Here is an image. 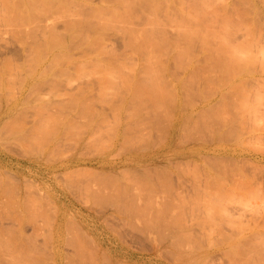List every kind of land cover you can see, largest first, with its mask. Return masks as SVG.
<instances>
[{"label":"rangeland","instance_id":"374dc122","mask_svg":"<svg viewBox=\"0 0 264 264\" xmlns=\"http://www.w3.org/2000/svg\"><path fill=\"white\" fill-rule=\"evenodd\" d=\"M0 1H1V3H3L6 0L5 1L0 0ZM11 1L9 4H8V2L4 3V5H3L4 9L6 8L7 4L12 6ZM15 1H17V0L13 1L14 5H16V4H17V6H18V4L21 5V3H19L18 1L15 4ZM36 1L39 2V0H32V2L34 3V5H32V6H34V8H32V10L35 9L38 14L41 13L40 17L42 15H44L45 12L47 11V13H49V14L48 15L46 14L44 16L48 17L50 15V17H54V19L57 18V19H55L56 23H55L54 19H53L54 21L52 20L53 23H55L56 25L52 23L54 32L48 33L49 34L48 36H47V33H43V30H41L40 28H37V29L32 28V31L34 33H32L31 36H34V37H31V36H29V37L25 36L24 37L25 43L27 45H29L26 48L27 50L23 49V48H25V45H23L19 40V38H21V36H23L22 33H19L20 30H22L21 28H19L21 23L15 24V21H17V22L20 21V20L18 21L16 19L20 18L19 14L21 13L20 9L22 8V6H21V8L19 7V9H16V10L14 8H16L17 6H13L12 8L10 6H7V10L9 12H10V9L11 10L14 9V10H12L13 11L12 13L11 12L5 13L7 10L6 9L3 10V13H5V15L7 17H10L9 19H7V18L6 19L8 21L11 19V22L10 21L8 22L6 19H3L6 21V22L5 21L3 22V20H1V18H4L5 15L3 14L4 17L3 16L1 17L2 12H0V64H1L0 69L2 70V68H4V66H5V69L3 70V71H5V70H7L6 69L7 67L12 65L13 67L12 68L9 67V68H11L9 70L10 71L14 70L13 74H16V76H15L12 74V72L10 73V71L9 72L5 71V73H7V75L12 74V76L10 75L9 77L5 74V76L8 77L7 80L5 79L6 77H4V73L0 74V78L2 75L5 79V80L4 79L0 80V82H1L0 83V86H1L0 87V134H1L0 135V179H1L0 180V264H67V263L68 264L69 263L70 264H78V263L84 264V262H85V264H127V263L128 264H198V263L199 264H203V263L204 264H247V263L248 264H264V147H263L264 146V144H263L264 143V135H263L264 130H262L263 126H264L263 125L264 124V90H263L264 80H262V79L256 80L257 82H260L259 84L261 86L255 81V79H253V80H250V79H248V80L231 79L230 80V79H228L227 83H225V81L227 79H223V80L205 79V81H204V79L203 80L201 79L202 80L201 81L199 76H197L199 80L195 79L196 81L194 79L193 80L188 79V81H186L187 79L182 80V79H184L185 75L186 76L188 75L187 71L190 70L189 69L190 68V66H189L190 62L187 64L189 66V68H188L186 65L188 60L187 61L184 60L186 58H184V59L182 58L183 60L181 59V61H183V62L185 61L184 63L186 65L187 71L186 70L183 71V68H181L182 66H180V64H178V63H181V65H182L181 61H179L178 63H177V61H175L176 63H173V65L176 64V66H174V68L172 67L171 62H173V60H175V59L172 58L173 56L171 57L170 53L173 51L174 48L171 51L169 50L170 51L169 54H168V49H167V47H169V46H170V48L172 47V43H170L171 45L169 44V46L166 47V49H167L166 53L168 55H170L171 58L169 56L168 57L172 61L164 53H159V56H160V54H163L164 56L167 57L168 61L169 60L171 61V62L169 61L170 62L169 63V62H167V60H165L166 59L165 57H162L161 60H163V58H165L163 60V62L165 61L166 63H168V64L165 63L166 65H164V66H167L170 64L167 67L168 68L170 67L172 70H174L176 68H179V67H177L179 65L180 69H182V70L177 69L178 73L180 71H183L180 73L184 74V76L182 75V77H180L181 80H178V78H176L177 81L174 80V78H173V77L178 75V73H177V75H175L176 70L173 71V72H175L173 76L171 75L172 73L169 74V70L171 72L170 68L167 70V67H165L166 69H164V70H166L167 72L166 71L162 72V73H164L163 76L165 75L167 77V75H171V76H168L167 79L168 80L170 79L169 80L170 83L173 82L171 85L174 84L173 85L174 88H175V86H177L175 88V90H174V88H172L173 91L172 90H169V92L166 91L168 88H170V87L166 88L167 86L170 85L168 80H164L165 82H160L158 79V81L160 83L164 84V86H163L158 81H157V83L156 82L155 83H149L148 82L149 80H147V79L146 80L143 79L144 81L139 79L138 83L136 82L138 79H134V80L133 79H131V80L127 79L128 83H127L126 79L125 80L124 79H121V80L117 79L116 82H114L115 81L114 79H112V81H111V79H109L110 81H108L107 79H105V80L104 79H98L97 80L96 78L92 79V77H97V75H99L98 74L99 69H96L98 71V73H97V71L96 72L94 71L95 69L92 70V68H93V67L91 68L92 63H90V62L93 61V66H95L96 64H94V63H96V62L94 60L99 61L101 58L102 61L101 60L99 61V62H101L99 65L100 67L101 66L111 67L112 65L114 66V62L118 61L117 58H119L120 56L117 57V55H120L121 53L125 54L127 51L130 50L128 48L130 45L123 43L124 45H127V48H126V46H124L122 44V41L124 42L126 35H124V38L122 40V37H120V36H122L123 33H122V35H120L121 34L120 31H118V29H117V32L115 34H112L110 31L114 32L113 30H115V29L109 28L110 31L105 30L106 34H104V33L102 34V36L104 38L102 37L100 39V37H98L100 39L99 40L98 38H96L94 36L96 38V40L94 42L92 41L91 44L94 43L95 45L90 44L91 47L93 46L92 49H90L91 47L88 44H87V46H89L90 48H88L86 46V44L83 46V45H81L82 43L74 44L75 42H73V41L77 42L78 39H82L83 41L87 40L86 42L90 43L91 39H95V38H93V36H92L93 32L91 33L90 29L86 30L87 27L81 26L82 29L80 27L76 31L77 33H78V31H80V33H79L80 35L76 34V33H74L75 35L71 34V36L73 35L71 38L74 37L73 41H72L73 44L70 43V46L68 48L67 47L61 48V47L55 45V43L52 41L55 38L54 35H56V37H60L64 33L63 30L65 28H62V27H64V25L61 22L67 21V19L69 18L68 16L70 14L66 15L69 12L66 14L63 13V12H67V8H68V11H70L72 13V7H73V11H74L73 16L75 17L76 15H78L77 19H82L83 18L82 16H85V15H86L85 16L86 18H89V19L95 20V21H100L101 19H103V20L106 19L108 17L106 13H108V12L106 11V9L104 10L105 7L103 8V6H102V8L104 11L103 10L101 11L102 8L100 7L103 0L102 1L101 0H86L85 3H87V4H84V5H83V3L85 0H83V1L80 0V2L82 1L81 3L79 2L80 5H79V3L76 4L75 1H73V0H72V3H74V4H70L71 0H69L70 3L68 2V4H66L67 3L66 1H68V0H66V1L62 0L64 2H66L65 4L67 5V8L63 12L60 10H63L65 6L61 0H60V2H62L63 7L61 6L60 2H59L60 4L59 3L55 4L56 1H55V3H53L54 0L53 1L50 0L51 2L48 0L47 1L45 0L46 1L45 2L46 4H44L45 6L41 5V4H43L44 0H42V3L39 2L41 4L40 5L38 4V6H37ZM87 1H90V2H87ZM164 1L165 0H162V4H161V1H158V3H159V5H158L157 1L155 2V0H154L155 4L157 3V7L160 6L161 9L160 8L156 9V7H155L154 9H156V12H155V10L152 9L155 13H151L152 12V10H151V12H150L151 15H149V16L152 18L153 14H155L154 17L155 16L156 17L154 19H156L158 22H160L159 19L162 18L161 22L163 24L166 23L165 24L166 28L165 27L164 28L168 30V31L166 30L168 33L166 32L165 34L169 35L172 33V31H175L171 34L172 36L170 35L171 39L174 36V38L172 40L170 39V41L172 42L174 39H177V41H179L178 38H176L178 35L175 34L176 33L175 29H177V27L176 28L173 27L174 24L172 22H175V21L180 19L181 21L183 20V22L185 20V23H187L188 21H189L188 23H191V22L196 23V21H198V20H196L197 17H192V18H195V22H194L193 21L194 19L187 18V17L185 18V14L182 12L188 8L187 6L190 4L188 3V5H187L186 3L191 2L190 0H187V1L185 0V4L187 6L186 5L182 6V3H184V1L182 3H181V1L177 2V0L172 1V5H173V2H175V3L177 2V5L174 3V6L176 5L175 6L176 8L178 6L177 9L181 8V7H179L180 5L182 7H184V6L187 7L186 9H185V7L183 9H179V10H181L182 15L184 16V19H183V16L180 15V11L174 12L176 10L175 7L173 6V8H172V5L170 6L168 4V1L171 4L170 0H168V1L166 0L168 6H170V7L166 6L167 4ZM196 1H198V0H196ZM196 1H194V2H196ZM223 1H225L226 6H225L224 10L219 11V13L222 12L221 14L226 15V16L233 19V20H231L232 23L229 25L230 27H232L231 29H229L230 32H234V34H239V32L241 31V30L238 31V28H240L239 26L242 24L241 26L243 28L245 27V24L243 26V22H242L243 18L245 16L249 17V15H250V17L248 18L249 21H248V25L246 26V28H248L250 31H252V30H254V28H252L254 23L257 22L256 24L258 25V27L262 25L263 22H261V21L264 20V16H263L264 10H263V7L261 5H264V4L258 3L261 0H259V1L251 0V3L249 2L250 4H248L245 1L240 2L239 0H219L216 3L220 4V3H223ZM247 1H250V0H247ZM262 1L264 2V0H262ZM47 2L50 3V5H51L49 7V9L46 8L48 5ZM57 2H58V0H57ZM110 2H108V3H110ZM211 2H212V0H211ZM252 2L255 3V5ZM1 3H0V8L2 7ZM88 3L90 4L88 6L90 8L87 7ZM178 3H181V4L178 5ZM191 3H193V2H191ZM242 3L243 4L247 3V5L252 4L251 6H253V7L249 6V8L251 7V9L249 10L247 5L245 6ZM5 4H6V6H5ZM53 4L55 5V8H54ZM110 4H112V3H110ZM217 4H215L214 6H216ZM56 5L58 8L56 7ZM69 5L71 8L68 7ZM71 5H73V6H71ZM74 5H78V7L74 8ZM81 5H83V8H81ZM92 5H93V7L95 5L96 6L98 5L97 7H100L101 9L96 10V7H94L95 9L93 8V10H92ZM163 6H165V8L167 7L170 11L172 9H174L172 11L173 13H171V12L169 13V10L164 11ZM220 6L221 5L216 6V7H220ZM3 7H2V9H3ZM8 7H9V9H8ZM35 7L36 8L39 7L38 9L45 8V10L46 9L47 10L46 11L44 10V12L42 10L38 11ZM118 7L121 10H118L119 9ZM254 7H256V9ZM259 7H261V10H263V11H261V13L259 12L263 16L262 20L260 19L261 25H260V23L258 24L259 21L257 19V18H261V15L259 14L260 17L255 18L256 16H258V13H256V12H257V9L258 10L260 9ZM52 8H53V10H52ZM78 8H79V10H78ZM116 8H117L116 10L120 14L121 13L123 14L126 11V10H124L125 8L123 9L120 5L119 6L116 5ZM87 9H90L92 11V12L90 11L92 14ZM122 9H123V11H122ZM17 10H19V13L17 12L18 17L14 18L15 16H17L16 14H14ZM32 10H30V13L32 12ZM49 10L51 13L49 12ZM56 10H57V12H56ZM86 10H87V12H86ZM162 10L165 13H161ZM187 10L189 11L191 9H187ZM99 11L102 12L103 16L100 17L101 13ZM114 11H115V9H114ZM117 11H116V14L119 15V13H117ZM158 11L160 12L159 14H158ZM36 12L33 11V15L37 14ZM80 13L82 14L81 18L79 16V15H81ZM88 13H90L91 15H89ZM156 13H157L158 17L156 15ZM247 13H248V15H247ZM7 14H11V15L8 16ZM12 14H14L15 16L13 15V17H12ZM21 14H23V17H24L23 11ZM53 14H55V15H53ZM98 14H99V17H98ZM163 14L165 16L167 14V16H169V17L163 18L164 17ZM170 14L171 15L173 14L174 17H177L175 19L173 18L174 21L170 22L171 24H169V22H168V21L172 20V16L170 18ZM176 14H177V16H176ZM237 14L240 16L242 15L244 17L241 19V17L238 16ZM255 14H257V15H255ZM37 15H36V17H37ZM87 15L89 17H87ZM108 15H109V13H108ZM178 15L182 16V17L180 18ZM60 16H61V18H60ZM63 16H64V18L62 19ZM105 16H107V17H105ZM115 16H117V15H115ZM124 16L127 17V15H124ZM159 16H160V18H159ZM50 17L47 20L48 22L49 21L52 22L51 21L52 18H50ZM109 17H112V18H109ZM109 17H108L109 19H106L107 22H108V20L110 21L111 19H112L111 21H113V22L116 21L115 20L116 17H114V19H113V16H109ZM126 17H124V18L122 17V18L126 19ZM134 17H131V19L133 18V21H134ZM239 17H240V21H239ZM12 18H13V20H12ZM65 18H66V20H65ZM72 18L73 17H71V19L69 18L68 20H73ZM95 18H97V20ZM98 18H101V19L98 20ZM237 18H238L239 22L237 21ZM254 18H255V20L257 19L256 22L253 21ZM74 19H76V18H74ZM131 19H129V20H131ZM189 19H191L192 21ZM245 19L247 21V17ZM138 20L139 19H136L135 21L138 22ZM41 21H42V23H40V25L44 24L43 22H47V21L41 19L39 21H36V24L38 22V25H39V22H41ZM120 21H121L120 19H117V22H115L116 25ZM133 21H131V22H133ZM246 21H245V23L247 24ZM30 22L31 21H29V23L24 22V19H22V26L25 25V24L23 25V23L33 25V26L26 25L28 27H34L36 25L35 23H33L35 21H32L33 24ZM134 22H133L134 25L131 24V26L132 25H133V27L137 26L138 28H139V26L140 27L143 26V24L141 25V23H142L141 20L138 22L139 25L138 24L136 25V22L135 23ZM183 22H181V23H183ZM217 22H219V20L218 21L216 20L214 22V24H216ZM237 22L240 25L236 24ZM93 23H95V22H93ZM115 23H113V24H115ZM129 23L130 22H128V25H129ZM162 23H160V24H162ZM121 24L123 25L124 21H121ZM156 24L159 25V23H155L153 25L158 26ZM163 24L161 25L162 28L164 26ZM167 24H169V26H170L169 29L171 31L166 26ZM217 24H219V23H217ZM17 25H19V26H17ZM13 26H14V28H13ZM26 26H24V28H27ZM144 26H145V24H144ZM196 26L199 27L198 25H196ZM16 27H18V28H16ZM215 27H217V26H215ZM242 27H241V29H242ZM258 27L255 26L256 29ZM171 28H175V29L172 30ZM17 29H19V30H17ZM261 29H262V32H264V23L261 26ZM16 30L19 34L16 33ZM23 30H25V29H23ZM82 30H84L83 32H87V37L85 34H83L81 32ZM257 30H255V31H257ZM66 31L68 32V30H66ZM106 31H108L110 34L107 33ZM21 32H23V31H21ZM89 32L92 34V35L90 34L91 36H88ZM41 33H43V34L41 35ZM14 35L15 36L17 35V36L14 37ZM19 35H21V36H19ZM44 35H45V37H44ZM94 35H96V34H94ZM175 35H177V36H175ZM40 36L41 37L43 36V37L41 38ZM84 36L86 38H88L89 40L84 38ZM99 36H100V34H99ZM10 37H11V39H10ZM90 37H92V38L90 39ZM27 38H29L28 41H27ZM71 38H70V40H71ZM75 38H77V39L74 40ZM40 39L41 40L44 39L45 44L48 43L52 46L50 50L46 49V48L44 50L42 47L45 54L46 53L48 54L46 56L49 59H47V57L44 58L45 54L43 53V50L41 49V46L44 45V42H43V44H42V41L40 43H38V40H40ZM51 39H52V41H50ZM46 40L49 42H46ZM82 40H80V41L83 42ZM97 40H99V41L96 42ZM18 41H19V43H17ZM80 41H78V42H80ZM177 41L175 43H178V44L182 43V42H177ZM86 42L84 41V43H86ZM96 43L99 44V45L97 44L98 46H101V43H102V46L104 48H106V49L102 48V50H101V51L104 50L103 55H105V56H106L105 53L106 52L109 53L110 52L109 50H111V48L113 49L114 52L116 51L117 53H119V54H115L114 57L109 56L107 53V55L110 58H112V59H110L108 56H106V57H108L109 61H111V63L108 60L107 61L112 65H108L109 63H107V65H105V63L107 61H104L105 56H103L102 54L101 55L104 58L102 56H98V50L101 49V47L98 49V46L96 45ZM48 44H47V46H48ZM140 44L142 45L145 43H140ZM196 44H194V45L197 47L198 45H196ZM50 45L48 47H50ZM72 45H74V46L77 45L76 48L78 46L79 47L77 49L70 50L71 48L73 49V47H71ZM141 45H139V46H141ZM21 46H24V47H21ZM143 46L149 47V45H147V44H146V46L145 45H143ZM143 46H141V47H143ZM39 47H40V49H39ZM84 47L85 48L87 47V50H85ZM124 47L127 50H125ZM148 47H146V49ZM151 47H153V46L150 45L149 48L151 49ZM194 47L191 49L193 50ZM196 47H195V49H197ZM31 48H32V50H31ZM34 48L35 49L37 48L36 49L37 52L36 51L34 52V50H35ZM95 48L98 50H96ZM130 48H131V50L133 49L131 46H130ZM176 48L174 49V51L176 50ZM146 49L145 48H144V50L142 49L143 53L140 52L141 49L138 51L139 54L142 53V55L140 54L141 56H139L137 54V49H136L135 54H137L136 55L137 57L136 56L135 57H136L137 65L134 64V66L136 65L135 67L139 66L138 61L142 60L141 58H142L143 54L146 51H148ZM150 49H149V51H150ZM40 50L42 53L40 52ZM63 50H65V51H63ZM88 50L91 52H88ZM95 50L97 51L96 57H100V58H98L99 60L96 59V57L94 56L95 55L94 52H96ZM133 50H135V49H133ZM192 50H190V51L192 52ZM198 50H196V51H198ZM38 51L41 54H39ZM85 51L90 53V54H88V56L85 57V59H84V57L83 58H81V57L85 54L84 53ZM101 51H99V55H100ZM152 51H154V50L152 49L150 52L152 53ZM194 51L195 50H193V52ZM133 52H130V55L128 52L127 53L129 56H131V53H133ZM150 52H146V53L150 54ZM198 52H201V50ZM198 52H194L193 56L195 53H196L195 55L197 56ZM36 53H37V55H36ZM67 53H68V55H67ZM154 53H155V51H154ZM172 53H174V52H172ZM201 53L203 54V51ZM201 53H200V55L198 54L199 55L198 57L200 59H198V57H197L198 60L196 59L197 61H199V63H197V64H199V66H200V61H201L202 68H205L207 66H206L205 62L203 61V57H201V56H203V55H201ZM42 54L44 57L42 56ZM174 54H172V55H174ZM29 55H31V56H29ZM49 55H51V57H49ZM59 55H62V56H59ZM128 55H127V57H128ZM155 55H158V53H156ZM36 56H37V58L39 57L37 60V64H36L37 68L35 67V65H32V64H29L30 66H28V62L33 63L31 61H34ZM122 56H121V58H119V60H121L124 57V56L123 57ZM150 56H151V54H150ZM90 57L92 59H90ZM139 57H141V58L139 59ZM143 57H144L143 60H145V55ZM153 57H154V55H153ZM153 57L152 56L150 57L151 61H152V59L154 60V58L156 56L154 58ZM40 58H42V59H40ZM86 58L90 59L89 62H88V60H86ZM115 58H116V60H115ZM128 58H129V60L131 59L130 57H128ZM132 58H133L132 62H134V60H135L134 53H133ZM156 58H158V57H156ZM125 59H127V58L125 57ZM125 59L121 60L122 63L120 61L121 64H119V65L116 63L118 65V67L115 69H118L120 66H121V68L124 66L123 70L126 71L127 68H125V67L128 66L129 61L127 59L128 63H125V62H127ZM193 59L195 60V57ZM27 60H30V61L27 62ZM79 60H80L81 64L79 63ZM84 60H86V61H84ZM105 60H106V58H105ZM48 61H51L50 63L53 64L54 66L53 65L50 66L51 65L50 63L47 64L46 62H48ZM75 61H76V63H75ZM103 61H104V64L102 65ZM202 61H203V63H202ZM2 62H4V63L6 62V63L4 64ZM25 62H27L26 63L27 65L25 64ZM43 62L45 64L49 65L50 68L44 69L47 66L45 65L46 67H44ZM85 62L90 63V64H85ZM69 63H71L70 64V66L72 65L71 67L69 66ZM141 63H144V61H140V65H141ZM149 63L151 65L153 62L151 63L149 61ZM39 64H41V66H43V68ZM75 64L76 65L78 64V66H76ZM122 64H124V65H122ZM130 64H131V62H130ZM31 65L34 66L39 71L38 70L36 71V69L32 68ZM79 65H81V66H79ZM66 66L68 67V69ZM97 66L98 65H96V67ZM113 66L111 68H114ZM24 67H25V69H24ZM27 67H28V70H26ZM51 67L52 68L54 67L53 69H55L56 71L59 69L60 70L56 72L55 70H51L52 69ZM62 67L65 69H63ZM78 67H81V68L87 67L88 70L90 68L91 69L90 70L91 75H92V71H94L93 73H96L95 74L96 76H92V77L90 76L89 79L86 80V78H87L86 76H89L90 72L88 70H85V69H84L85 71L83 69H82L83 71H81V70H79L81 68H78ZM183 67H185V66H183ZM22 68H23V70H22ZM29 68H31V69L29 70ZM72 68L74 70H71ZM76 68L78 70H76ZM202 68L200 66V68H199V70H201L200 73H204V71L207 70V68L204 70ZM16 69H20V71L16 70ZM48 69H50V72L48 71ZM45 70L47 71L46 73H45ZM68 70H69V72H68ZM208 70L206 71V73L209 72ZM3 71H1V72H3ZM24 71H25V73H24ZM26 71H28V72H26ZM42 71H44L45 74L42 73ZM51 71H53V72H51ZM80 71L83 73L82 75L86 74V76H82ZM86 71H87V73H86ZM214 71H211V73H209V74L212 75V73H215ZM32 72L33 73L36 72V73L32 74ZM39 72L42 73V76L44 74L45 77H43V78L41 77V79H40L39 76H41V74ZM84 72H85V74H84ZM38 73L40 75L36 76V77H39L38 80H36L37 78L35 77V75ZM48 73H50L48 75L49 78L46 77V75ZM54 73L55 74L57 73V76L54 77ZM58 73L60 74V79H59ZM180 73H179V75L181 76ZM62 74H63V76H62ZM79 74L81 77L79 76ZM215 74H217V72ZM30 75H32L33 79H35V80L28 79V78H30ZM50 75H52V76H50ZM76 75H78V76H76ZM179 75H178V77H179ZM13 76L15 78H13ZM71 76L74 78H72ZM75 76H76V78H75ZM214 76H216V75H214ZM17 77H19V78H17ZM166 77H164V78H166ZM21 78H23L24 81L21 80ZM47 78L49 80H47ZM61 78H63V79H61ZM81 78H82V80H81ZM171 78H172V80H171ZM8 79L10 80V82ZM11 79H13V80H11ZM44 79H46V80H44ZM100 80H101V82H100ZM123 81L126 82L127 86L129 85L131 88H133V90L135 89L134 87L136 86L137 92H136V90H134V92L132 93L130 91V89H129L130 87H129L128 88V90L130 91L129 94H126L128 92H126L124 94L121 93V92H124L125 89H126L125 91H128L127 87L125 88L126 84L123 83ZM130 81L131 82L133 81V82L130 83ZM152 81H156V80L152 79ZM183 81H185L187 84ZM106 82H108V83L105 84ZM109 82H111V83L113 82L114 85L118 86V87H115L113 85V83L111 84ZM181 82H183V83H181ZM205 82H206V84H205ZM18 83H20V84H18ZM37 83H40L41 85L37 84ZM134 83H135V85H134ZM158 83H159V87H161V86L165 87L164 89L163 88H161V89L165 90L166 92L165 91L163 92L161 89L158 88V86L155 87V86L151 85V84L157 85ZM230 83H232V84H230ZM100 84H101V86H100ZM109 84H111L112 87ZM139 84L141 85L140 87H139ZM142 84L144 86L145 85L148 86L150 84L149 87L150 86L155 87L154 92L152 91L153 94L151 92V89L150 90L147 89V86H145V88H144V86ZM194 84L196 86H194ZM229 84L232 85L231 89H230ZM132 85H134V87H132ZM185 85H186V87H185ZM203 85H204V87H202ZM209 85H211V86L213 85V86L210 87ZM233 85H236V86L233 87ZM238 85H239V87H238ZM241 85H242V88H240ZM142 86H143V88H142ZM227 86L229 87L228 89H230V90L226 89ZM34 87H36V88L34 89ZM201 87H202V90H201ZM10 88H11V90H10ZM138 88L140 90L139 93H138ZM156 88H158L159 90H157ZM180 88H183V89H180ZM232 88H233V90L236 89V91L234 90L235 93H233L234 91H232ZM247 88H249V89H247ZM253 88H255L256 91H254ZM51 89H52V91H51ZM114 89H116V92L118 94L114 91ZM117 89H119V91ZM141 89H143V90H141ZM237 89L239 90V92H242L244 90L242 92L243 97L240 93L238 94ZM33 90H34V92H33ZM105 90H106V92H105ZM160 90L163 93H166L167 97H168V93L170 94V93L177 90L176 91L177 93L176 92H174V93L178 96H176L175 94H174L175 96L170 95L171 97H175V98H171V97H169V98L172 100L175 99V101L169 102L170 100L166 97V95L161 93ZM112 91H114V92L112 93ZM142 91H143V93H141ZM158 91L160 92V94H158L159 93ZM179 91H181V92H179ZM202 91H205V92L202 93ZM227 91L230 92V95H229V93H227ZM251 91L257 92V96H259V97L261 96V98L256 97V95L254 96ZM30 92H31V94H30ZM71 92H72V94H71ZM155 92H157V93H155ZM245 92H248L249 95L247 93L245 94ZM259 92L260 93L262 92L263 94L261 93V95H260ZM131 93H132V95H131L132 97H130ZM193 93H194V95H193ZM11 94H13V95H11ZM116 94L119 96H117ZM141 94L142 95L144 94L142 98H141ZM145 94H147V95H145ZM154 94L155 95L157 94L158 99L155 100L156 96ZM161 94H163V97L165 96L164 98H166V99L162 98L161 96H159V97H161V98H159L158 95H161ZM183 94H185L186 96H184ZM197 94L199 95V97ZM231 94H233L234 96H231ZM254 94H256V93H254ZM72 95H73V97H72ZM236 95L238 96L237 98H236ZM251 95H252V97H251ZM39 96H41V97H39ZM135 96H137V98L134 99ZM183 96H184V98H183ZM229 96H231L232 98ZM244 96H245V98H244ZM247 96H249V97H247ZM119 97L121 100L119 99ZM146 97H147V99H146ZM253 97H255V98H253ZM8 98H10V99H8ZM140 98L146 99L144 101H147V102H145V103H144V101L142 102L140 100ZM257 98L259 99L260 103H259ZM187 99H189V100L187 101ZM38 100H40V102ZM137 100H138V102H137ZM139 100L142 102L141 104L143 106L141 104H138ZM243 100L245 101L244 103H247V104H244ZM254 100L258 101V103ZM134 101H136L137 104L139 105V107H141V108H138V105L136 106L135 105L136 102H134ZM156 101H157V103L155 104ZM91 102H92V104H91ZM186 102H187V104H186ZM87 103H89V104H87ZM90 104H91V106H90ZM149 104H151V105H149ZM166 104H169V105L166 106ZM212 104H213V106H212ZM29 105H30V107H29ZM33 105H34V107H33ZM242 105H244L248 108H249V106L252 105V109L249 108V110L246 111V109L244 108L245 110H243V112L244 111L248 112V115L245 112L244 113L240 112V111H242L241 109H243ZM38 106H40V107H38ZM151 106H154V107L152 108ZM205 106L208 108H206ZM41 107L43 110L41 109ZM143 107L146 109V111L148 113L145 110H144V112L142 111ZM171 108L173 110H171ZM236 108H237V110H235ZM255 108L257 111H259V112H257V113H259L258 115L256 113V110H254ZM44 109H45V111H44ZM180 109H181V111H179ZM155 110L157 111V113L155 112L156 114L151 112V111H155ZM184 110H186V111H184ZM250 110L251 111L253 110L252 113ZM83 111H84V113H83ZM249 111H250V113H249ZM254 111H255V114L257 115V117L260 116V118H261V116H262L263 118L260 119L259 117L257 118L255 116V114L253 115ZM53 112L55 113L54 115H53ZM56 112H58V113H56ZM86 112H87V114H86ZM89 112H91V114ZM167 112L169 114L171 113V116H173V117H171V119H170V115L167 114ZM190 112H191V114H190ZM203 112H205V113H203ZM210 113H213V114L211 115ZM150 114H151V116H150ZM158 114L160 116L163 115L164 120H163V118H160V116ZM198 114L199 115L201 114L200 116L202 118ZM204 114H206V115H204ZM241 114H242V116H241ZM91 115H92V117H91ZM21 116H23V117H21ZM80 116H81V119H80ZM152 116H154V117L152 118ZM187 116L190 120L187 118ZM251 116H253V117H251ZM185 117L187 118L188 122H186ZM195 117H197V118H195ZM199 117L202 119V121H201V119L199 120ZM89 118H90V120H89ZM251 118L252 119L255 118L254 121ZM152 119H153V121H152ZM158 119H160V120L158 121ZM173 119H175L174 122H173ZM248 119L249 120L251 119V120L249 121ZM257 119H259L258 122H257ZM81 120H83L84 122ZM102 120L104 122H102ZM192 120H195V121H192ZM66 121H67V123H66ZM99 121H100V123H99ZM156 121H157V123H155ZM255 121H256L257 125H256ZM70 122H72V123H70ZM184 122L186 123L185 126H184V124H185ZM194 122H195V124H194ZM201 122L203 123V125ZM249 122H252V123H249ZM74 123H76V124L74 125ZM88 123L90 125H88ZM253 123H254L255 127L259 128V131L257 130L258 128L254 129V127H252ZM69 124H70V127H69ZM157 124H158V126H157ZM168 124H169V126H167ZM192 124H193V126H192ZM205 124H206V126H205ZM207 124L210 126H208ZM12 125H14V126L12 127ZM161 126L162 127L164 126L163 128H165V129H163ZM165 126H167V127H165ZM200 126H202L201 129H200ZM9 128H11V129L13 128V129L11 130ZM84 128H86V129H84ZM155 128L158 130L155 131L156 130ZM250 128H253L255 131H252L253 129H250ZM41 129H42V131H41ZM7 130H9V131L7 132ZM53 130H55V131H53ZM56 130H57V132H56ZM122 130L125 133H123ZM163 130H165V131H163ZM201 130H204V131H201ZM35 131H37V132H35ZM194 131H196V132H194ZM43 132H45V134ZM122 133L124 134V136ZM157 133H159V135ZM209 133L211 136H209ZM35 134H38V135L36 136ZM39 134H40V136H39ZM94 134H97V135L95 136ZM164 134H165V136H164ZM186 134H187V137H186ZM139 135H140V137H139ZM194 136L196 137V139ZM75 137H77V138H75ZM123 137L124 138L128 137L129 139L127 138V139H125V141H122V140H124ZM164 137H166V138H164ZM189 137L190 138L192 137V138L190 139ZM216 138H218V139L216 140ZM153 139L156 142L155 141L152 142ZM202 139H203V141H202ZM35 140H36V142H35ZM130 142H132V144ZM123 143L125 144V146ZM131 145H132V148H131ZM37 147H38V149H37ZM84 147H86V148H84ZM128 148H130V149H128ZM121 149L123 150V152L121 151ZM127 149L129 151H127ZM36 150H37V152H36ZM33 151H34V153H33ZM29 152H31L30 155H29ZM182 152H184V153L182 154ZM36 153H38V154H36ZM152 154H155L157 156L156 159H154V161H152V162L146 161L145 159H147ZM46 156H48V157H46ZM50 156L52 159L49 158ZM133 156L134 157L136 156V159L133 158ZM132 158H133V160H132ZM218 158H220V159H218ZM176 159H179V161ZM216 159H218L219 163H221V164H219ZM170 162H171V164H170ZM173 162L176 163L177 165L176 164L174 165ZM223 163L225 164V166ZM184 165H186V166H184ZM124 167H125L126 171L129 172V170H130L129 173H131V174H129L125 170L124 171L122 170L123 173L121 172V174H120L119 170H121L122 168L124 169ZM175 167L177 169H175ZM183 167H184V170H183ZM144 168H146V170ZM221 170L222 171L224 170L223 172H225V173L221 172ZM233 170H234V172H233ZM60 173H61V175H60ZM113 173H115V174H113ZM233 173L235 174V176ZM83 174H85V175H83ZM98 174H100V176ZM105 174L106 175L108 174L107 177L105 176ZM123 174H124V176H123ZM142 174H143V176H142ZM161 174L162 175L165 174V175L162 176ZM101 175H102V177H101ZM214 175L216 177H214ZM226 176H227V179H226ZM110 177H111V179H110ZM136 177H137V179H136ZM165 178H166V180H165ZM210 178H213V181H212V179L210 180ZM65 179H66V181H65ZM117 179L119 182L117 181ZM216 179H217V181H216ZM242 179H244L243 181H245V182H243ZM72 180H74V181H72ZM167 180H169V181H167ZM236 180H237V182H236ZM126 181L130 182V184L133 183L136 186L137 185L138 186L136 187L135 185L134 186L130 185L129 183H126ZM131 181H134V182H131ZM223 182L226 183L227 185L224 184ZM241 182H242V185H244L245 187L241 186ZM168 183L171 187H169V185H167ZM118 184L119 185L122 184V185L118 186ZM146 184H147V186H146ZM216 184H217V186L219 184L223 185V186L219 185V187H217ZM91 185H92V187H94V189L91 187ZM27 186H29V188ZM139 186H141L142 188ZM33 187H35V188H33ZM75 187H76V189H75ZM113 188H115V189H113ZM154 188H156V189H154ZM168 188H169V190H168L169 193L167 192ZM116 189H117V191H116ZM129 189L131 192L128 191ZM224 189H227L229 192L227 190H225L226 191L225 192ZM243 189H245V190H243ZM26 190H28V191L26 192ZM79 190H80V192H79ZM145 190H146V193H145ZM147 190H149V193ZM222 190H223V192H222ZM236 190L238 193L236 192ZM246 190H248V191H246ZM37 192H39V193H37ZM131 193H133V194H131ZM222 193H226L227 195L222 194ZM230 193H231V197L229 196ZM234 193H236V194H234ZM111 194L113 196H111ZM237 194H239V195H237ZM28 195H30V196H28ZM120 195L124 196V197H121ZM140 195H141V197H140ZM171 195H173V196H171ZM232 195H234V196H232ZM27 196H28V198H27ZM76 196L79 198H77ZM129 196H131V197H129ZM105 197H106V199H105ZM117 197L119 199H117ZM150 197H152V198L149 199ZM109 198L110 199L112 198V200H109ZM121 198H122V200H121ZM200 199H201V201H200ZM187 200L189 201V203ZM6 201H8V202H6ZM112 201H114V202L116 201L117 203L115 202L116 203L115 204ZM125 201H127V202H125ZM146 202L151 203V204L148 205ZM165 203H168V204H165ZM180 203H182V204H180ZM47 204L50 206H48ZM166 206H168V207H166ZM177 207H178V209H177ZM122 210H123V213H122ZM130 210H131V213H129ZM149 213L151 215H149ZM130 214H132V215H130ZM158 214H159V216L157 217ZM125 220H127V221L129 220V221L126 222ZM73 221H74V223H73ZM151 221L153 222V224L155 222V224L153 225ZM134 222H135V224H133ZM157 222H158V224H156ZM129 225H130V227H129ZM211 225H213V226H211ZM201 227H203V228H201ZM233 227H235V228H233ZM248 227H250V228H248ZM50 229H51V231H50ZM147 229H149V230H147ZM167 229L169 231H167ZM204 229H205V231H204ZM240 229L241 230L244 229L245 231L244 230L241 231ZM70 230H73V231H70ZM114 230H116V231H114ZM156 230H158L157 233H156ZM235 230H237V231H235ZM136 232H138L139 234ZM177 233H178V236H177ZM183 234H184V237H183ZM235 234H236V236H235ZM78 235H79V238L81 236L82 237L79 239ZM165 236H166V238H165ZM207 237L210 239L208 240ZM213 238H214V240H213ZM215 238H217V239H215ZM162 239H164V240H162ZM65 240L68 242H66ZM237 241L239 243H241L240 244L241 246H239V243ZM230 244L235 245L236 247L235 246H232V247L237 248L234 250L235 252L233 250H230V251H233V254H232L233 258L231 257L232 260H230V258H228V257H230V255H228V253L226 252L227 249L228 250L231 249V247H229ZM2 245L4 247H2ZM173 245H175V246H173ZM209 245L211 247H209ZM242 245H244V246H242ZM180 247H183L184 249L186 248L187 250H183ZM202 247H204V248H202ZM75 248H76V250H75ZM199 248H201V249H199ZM162 249H163V251H162ZM159 250H161V251H159ZM188 250H189V252H188ZM192 250H194V252ZM10 251H11V253H10ZM183 251H184V253H183ZM230 251H228V252H230ZM52 252H53V255H52ZM185 252H187V253L185 254ZM224 253H225V255H224ZM230 254H231V252H230ZM81 256H83V257H81ZM182 256H184V257H182ZM180 257H181V260H180ZM187 259H189V260H187ZM195 259H196V261H195Z\"/></svg>","mask_w":264,"mask_h":264},{"label":"bare ground","instance_id":"6f19581e","mask_svg":"<svg viewBox=\"0 0 264 264\" xmlns=\"http://www.w3.org/2000/svg\"><path fill=\"white\" fill-rule=\"evenodd\" d=\"M5 1V0H4ZM7 1V0H6ZM3 2V3H1V1H0V3H1V5H2V7H3V5H4V3H7V2ZM11 1V0H10ZM10 1L8 2V4L10 3ZM14 0H12L11 2H12V6L11 5H8L7 4V6H10L11 8L13 7V6H17V4H16V2L18 1L19 3H21V5H19L18 4V6L16 7V8H14L15 10L16 9H19V7L21 8V6H22V8L20 9V12L22 13V11H23V13H24V17H23V14H19V16H20V18L19 19H16V20H20L19 22H17V21H15V24H19V23H21L20 24V26L19 25H17V26H19V28H21L22 30H20V32L19 33H22V35L23 36H21V35H19V36H21V38H19V40H20V42L23 44V45H25V48H23L24 50L27 48V46H29V45H27L26 43H25V40H24V37L26 36V37H29V36H31L32 35V33H34L33 31H32V28L33 29H37V28H40L41 30H43V33H47V36L49 35L48 33H52V32H54L53 31V24H55L56 23V20L55 19H57V18H55L54 19V17H50V15L47 17V16H44V15H48L49 13H47V9L45 10V8H42V9H38V8H36L38 11H43L44 12V10L46 11L45 12V14L44 15H42L41 17H40V14L41 13H37L36 12V10L35 9H33L32 10V8H34V6H32V5H34V3L32 2V0H17V1H15V4L16 5H14L13 2ZM47 1V0H46ZM45 0L43 1V4H41L42 3V0H39V2H41V3H39V2H37L36 1V3H37V6H38V4L40 5H44V4H46L45 2H46ZM48 1H50V0H48ZM53 1V0H52ZM55 1H56V3H55ZM62 1V0H61ZM64 1H66V0H64ZM64 1H62L63 3H64V9L63 10H60V11H64L66 8H67V5L66 4H68V2H69V0L68 1H66V2H64ZM73 1H75V3L77 4V3H79L80 2V0H73ZM83 1V0H82ZM81 1V2H82ZM102 1V0H101ZM100 1V2H101ZM111 1V2H110ZM157 1V3H158V1H161V4H162V0H155V2ZM168 1V0H167ZM167 1L165 0L164 2L167 4ZM171 1V4L169 3V1H168V4L171 6L172 5V1L173 0H170ZM176 1V0H175ZM178 1H181V3L184 1V3H182V6L183 5H188V3L190 4V5H186L187 7H185V9L187 8V9H191V10H185V11H182L184 14H185V18L187 17V18H191V19H194L193 21L195 22V18H192V17H197V19L196 20H198V21H196V23H193V22H191V23H185V20H184V22H183V20L181 21L179 18V20L181 21V22H183V23H181L179 20H177V21H175V22H172V21H174V19L175 18H177V17H174V15L172 14H170V18H171V16H172V20H170V21H168L169 22V24H171L170 22H172L174 25H173V27H177V29H175V28H171L172 30H176V33L175 34H177V35H175V36H177L176 38H178V40L179 41H177V39H174L172 42L170 41V39H171V37H170V35L173 33V32H175V31H172V33L171 34H165L168 30L167 29H165L166 27H165V24L166 23H162L161 22V20H162V18L161 19H159L160 18V16H159V20H160V22H158L156 19H154L155 17H154V15L155 14H153V16H152V18L154 19H152L149 15H151V13H155L156 12V9H158V8H160V6H158L157 7V3L155 4V2H154V0H103L102 1V3H101V5H100V7L102 8V6H103V8H104V10L106 9V11L109 13V15H108V13H106L107 14V16L109 17V16H113V19H114V17H116L115 18V22H117V19H120L121 21H124V24L122 25L121 24V21L119 22V23H117V25H116V23L115 22H113V21H109L108 20V22L106 21V19H109V18H112V17H107V16H105V17H107L106 19H101V18H98V20L99 19H101L100 21H95V20H91V19H89V18H86L85 16H82V14L81 15H79L80 16V18H81V16L83 17L82 19H77V16L78 15H76L75 17L73 16V7H72V13L70 12V11H68V8H67V12H63L64 14H66V13H68V14H66V15H69L68 17L71 19V17H73L72 19L73 20H68L67 19V21H62L61 23H63V25H64V27H62V28H65L66 30H68V32L64 29L63 30V34L60 36V37H56V35H54L55 36V38H54V40L52 41V39L50 40V41H52V42H54L55 43V45H57V46H59V47H61V48H63V47H69L70 46V43H72V41H73V38H71L73 35H75L74 33H76V34H79L80 33V31H78V33L76 32L77 30H78V28H80L81 26H85V27H87L86 28V30L87 29H90V32L92 33L93 32V35L89 32V35L88 36H93V38H98V37H100V39L103 37L102 36V34L104 33V34H106L105 33V30H109V28H114L115 30H113L114 32H112V31H110L112 34H115L116 32H117V29H118V31H120V35H122V33H123V35L122 36H120V37H122V40H123V38H124V35H126L125 36V40H124V42L122 41V44L124 43V44H127V45H130L133 49H135V50H131V48H130V46L128 47L130 50L129 51H127L128 53H129V55H130V52H133L134 53V58H135V60H134V62H132V56H133V53H131V56H129L128 55V53L126 52L125 54L124 53H121L120 55H117V57H119V58H121V56L125 59V57L128 59V61H129V63H128V61H127V59H125L127 62H125V63H128V66H126L125 68H127L126 69V71L125 70H123V67L121 68V66L118 68V69H115V68H117L118 67V65L119 64H121L122 63V61L121 60H124L123 58L121 59V60H119V58H117L118 59V61L117 62H114V66L112 65V64H110L111 63V61H109V59H108V57L109 56H111V57H114V55L115 54H119V53H117L116 51V53L113 51V49L111 48V50L113 51H111V50H109L110 52L108 53V52H106L105 54H106V56H108V57H106L105 55H103L104 54V50L103 51H101L102 50V48L103 49H106V48H104L103 46H102V43H101V46H98L99 44L98 43H96V45L98 46V49L101 47V49H96V50H98V56H105V58H106V60H105V58H104V61H107L106 63H105V65H107V63H109L108 65H112L114 68H111V67H107V66H99L100 65V63L101 62H99L100 60L102 61V59L100 58V57H96L97 55H96V53H97V51L96 52H94L95 53V57H96V59H98V58H100V60L99 61H96V60H94L96 63H94V64H96V65H98L97 67H96V65L95 66H93V61L92 62H90V63H92V66H91V68H92V70L93 69H95L94 71L96 72L97 70L96 69H99V73H98V71H97V73L99 74V75H97V77H92V76H96L95 74L96 73H93L94 71H92V75H91V72H90V68H89V70H88V68L87 67H85V68H81V67H78V68H81V69H79V70H81V71H83L84 69L85 70H88L89 72V76H86V74H85V72H84V74L85 75H82L83 73L80 71V73H81V75L82 76H86L85 78H86V80L87 79H89V77L91 76L92 77V79H94V78H96L97 80L98 79H107L108 81H110L109 79H111V81H112V79H114L115 81L114 82H116V80L118 79H126V81H127V83H128V80L127 79H138L136 82L138 83L139 82V79L140 80H142V81H144V80H149L148 82L149 83H157V81H158V79H159V81L160 82H165L164 80H168L167 79V77L168 76H173L174 75V73L175 72H173V71H175L176 70V73H175V75H177V73H178V70L180 69V66H182L181 68H183V71L184 70H186L187 71V68H186V65L189 63V66H190V68H189V66L187 65V67L190 69L189 71H187L188 73V75L185 77L184 76V74H181L180 72H183V71H180L179 73L181 74V76L179 75V73H178V75H179V77H178V75L177 76H175V77H173L174 78V80H176L177 81V79L176 78H178V80H181V78L180 77H182V75L184 76V79H182V80H186V81H188V79H190V80H195V79H197V80H199L198 79V77L197 76H199V78H200V80L202 79H204V81H205V79H209V80H214V79H220V80H223V79H227L226 81H225V83H227V81H228V79H240V80H248V79H250V80H253V79H255V81L256 80H264V32H262V29H261V26L263 25V23H264V20H262V18H263V16L260 14L261 13V11H263L264 10V5H261L262 7H263V10H261V7H259L260 9L258 10L257 9V12L256 13H258V16H256L255 18H257V17H260L259 16V14L261 15V18H257L258 19V24L260 23V25H261V22H263L262 23V25L261 26H259L258 27V25L256 24L257 22V19L255 20V18H254V22H256V23H254L253 24V26H252V28H254V30H252V31H250L248 28H246V26L248 25V21H249V17H250V15H249V17L248 16H240V15H238V16H240L241 17V19L243 18V26H244V24H245V27L243 28L238 22L240 21V17H239V21H238V18H237V23L236 24H239L238 26L240 27V28H238V31H240L239 32V34H234V32H230V30L229 29H231L232 27H230L229 25L232 23V21L231 20H233L232 18H230V17H228V16H226V15H223V14H221V13H219V11H221V10H224V8H225V6H226V4H225V1H223V3H220V4H217L216 2L217 1H219V0H212V2H211V0H198V1H196V0H190L191 2H193V3H191V2H187L186 4H185V0H177V2ZM187 1V0H186ZM194 1H196V2H194ZM215 1V2H214ZM240 2L241 1H245V2H247L248 4H250L251 3V0L250 1H247V0H239ZM254 1V0H253ZM257 1H259V0H257ZM51 2V1H50ZM60 2V0H58V2H57V0H54L53 1V3H55V4H57V3H59ZM62 2H60L61 3V6L63 7V4H62ZM71 2V3H70ZM69 3L70 4H74V3H72V0L70 1ZM80 2V3H81ZM86 2V0L84 1V3H83V5L84 4H87V3H85ZM87 2H90V1H87ZM99 2V3H100ZM108 2H110V3H112V4H110V3H108ZM154 2V3H153ZM177 2L175 3V2H173V5H172V8H173V6H174V3L177 5ZM250 2V3H249ZM256 2V1H255ZM33 3V4H32ZM48 3V2H47ZM59 3V4H60ZM66 3V4H65ZM80 3H79V5H80ZM181 3H178V5L179 4H181ZM247 3H242L243 5H247ZM253 3V2H252ZM258 3H262V4H264V2L261 0V1H259ZM110 4V5H109ZM155 4V5H154ZM164 4V3H163ZM168 4L166 5V6H168ZM215 4H217L216 6H219V5H221L220 7H216V6H214ZM254 5H255V3H253ZM36 5V4H35ZM83 5H81V8H83ZM90 4L88 3V5H87V7L89 6ZM99 5V4H98ZM97 5V6H98ZM116 5H120L124 10H126L122 15L116 10L117 8H116ZM158 5H159V3H158ZM175 5V6H176ZM252 5V4H251ZM251 5H247V7H248V9L250 10L251 9V7H253V6H251ZM259 5V4H258ZM5 6H6V4H5ZM7 6H6V10H7ZM32 6V7H31ZM45 6V5H44ZM51 5H50V3H48V5H47V7L46 8H48L49 9V7H50ZM53 6H54V8H55V5L53 4ZM59 6V5H58ZM60 6V7H61ZM71 6H73V5H71ZM96 5L94 6V7H96V10H100L101 8L100 7H97ZM162 6V5H161ZM170 6H168V7H170ZM174 6V7H175ZM181 5L179 6V7H181V8H179V9H183L184 7H182ZM249 6H251L250 8H249ZM260 6V5H259ZM2 7L0 8V12H2L1 13V17L3 16V14L5 15V13H7V12H9L8 10L5 12V13H3V10H5L4 9V7H3V9H2ZM31 7V8H30ZM56 7H57V5H56ZM61 7V8H62ZM68 7H70V5L68 6ZM76 7H78V5H74V8H76ZM80 7V6H79ZM93 5H92V10H93ZM156 7V9H154ZM41 8V7H40ZM58 8V7H57ZM71 8V7H70ZM88 8H90V7H88ZM98 8V9H97ZM103 8L101 9V11L103 10ZM113 8V9H112ZM119 8V7H118ZM165 6H163V10L164 11H168L169 9L166 7L165 9ZM177 8H178V6H177ZM176 7H175V11L174 12H179L180 11V15H182V12H181V10H179V9H177ZM255 9H256V7H254ZM258 8V7H257ZM8 9H9V7H8ZM14 9H12V10H14ZM95 9V8H94ZM114 9H115V11H114ZM123 9H122V11H123ZM155 10V12L153 11V10ZM161 9V8H160ZM11 9H10V12L12 13L13 11H12ZM22 10V11H21ZM30 10H32V14L30 13ZM52 10H53V8H52ZM59 10V9H58ZM78 10H79V8H78ZM87 10H89V12L91 11L90 9H87ZM87 10H86V12H87ZM103 10V11H104ZM118 10H121L120 8L118 9ZM151 10H152V12H151ZM162 10V12L161 13H165L164 11ZM174 9H172L171 11L169 10V13L171 12V13H173L172 11H173ZM33 11L34 12H36L37 14H35V15H33ZM101 11H99L101 14H100V17L101 16H103L102 15V12ZM105 11V12H106ZM116 11H117V13H119V15L118 14H116ZM161 11V10H160ZM9 12V13H10ZM17 12L19 13V10H17L14 14H16L17 16H15L14 14H12V17H13V15L15 16L14 18H17L18 17V14H17ZM49 12H50V10H49ZM55 12V11H54ZM53 12V13H54ZM56 12H57V10H56ZM59 12V11H58ZM80 12V11H79ZM85 12V13H86ZM92 12V11H91ZM90 12V13H91ZM97 12V11H96ZM121 12V11H120ZM151 12V13H150ZM260 12V13H259ZM264 12V11H263ZM30 13V14H29ZM51 13V12H50ZM62 13V14H63ZM90 13H88L89 15H91ZM98 13V12H97ZM160 12L158 11V14H159ZM168 13V12H167ZM168 13V14H169ZM251 13V12H250ZM43 14V13H42ZM63 14V15H64ZM105 14V15H106ZM178 14V13H177ZM177 14H176V16H177ZM8 16H10L11 14H7ZM36 15H37V17H36ZM53 15H55V14H53ZM97 15V14H96ZM115 15H117V16H115ZM124 15H127V17L126 16H124ZM156 15H157V13H156ZM246 15V14H245ZM247 15H248V13H247ZM255 15H257V14H255ZM23 18H22V17ZM35 16V17H34ZM52 16V15H51ZM57 16V15H56ZM62 16V15H61ZM61 16H60V18H61ZM65 16V15H64ZM64 16L62 17V19L64 18ZM135 16V17H134ZM163 18H168L169 16H167V14H166V16L163 14ZM179 16V15H178ZM183 16V15H182ZM182 16H179L180 18L182 17ZM235 16V15H234ZM4 17V16H3ZM52 18L51 19V21L54 19L55 20V23H53V21L52 22H48L47 20H48V18ZM87 17H89L88 15H87ZM95 17V16H94ZM93 17V18H94ZM98 17H99V14H98ZM124 17H126V19H123ZM131 17H134V21L136 20V19H139L138 20V22L141 20V25L143 24V26L142 27H140L139 26V28L137 27H133V18L131 19ZM157 17H158V15H157ZM247 17V21H246V18ZM9 19L10 17H7L6 15H5V17L4 18H1V20H3V19ZM59 18V17H58ZM74 18H76V19H74ZM79 18V17H78ZM92 18V19H93ZM174 18V19H173ZM6 19V20H7ZM22 19H24V22H28L29 23V21H31L30 23H32V21H35V22H33V23H35L36 24V21H39V20H45V21H47V22H43L44 24H42V25H40V23H42V21L41 22H39V25H38V22H37V24L34 26V27H28V26H26V25H29V26H33V25H30V24H26V23H23V25L24 26H26L27 28H24V26H22ZM61 19V20H62ZM96 20H97V18H95ZM129 19H131V20H129ZM183 19H184V16H183ZM191 19H189V20H191ZM260 19L262 20L261 22H260ZM12 20H13V18H12ZM65 20H66V18H65ZM103 20V21H102ZM165 20V19H164ZM163 20V21H164ZM218 21L219 20V22H217V23H219V24H214V22L215 21ZM247 22V24L245 23V21ZM5 20H3V22H4ZM8 21V20H7ZM10 22H11V19L9 20ZM8 21V22H9ZM130 22L129 23V25H128V22ZM131 21H133V22H131ZM192 21V20H191ZM214 21V22H213ZM6 22V21H5ZM14 22V21H13ZM17 22V23H16ZM58 22V21H57ZM93 22H95V23H93ZM115 23V24H113V23ZM127 24H126V23ZM136 22V25L138 24L139 25V23L137 22V21H135ZM134 22V23H135ZM159 23V25L158 24H156V25H158V26H155V25H153V24H155V23ZM165 22V21H164ZM167 22V23H168ZM179 22V23H178ZM213 22V23H212ZM241 22V23H242ZM32 23V24H33ZM53 23V24H52ZM153 23V24H152ZM160 23H162L164 26H163V28H162V24H160ZM178 23V24H177ZM10 24V23H9ZM121 24V25H120ZM131 24H133L132 26H131ZM144 24H145V26H144ZM169 24H167L166 26L168 27V29L170 28V26H169ZM256 24V25H255ZM56 25V24H55ZM115 25V26H114ZM148 25V26H147ZM196 25H198L199 27H197ZM23 28H22V27ZM179 26V27H178ZM215 26H217V27H215ZM236 26V25H235ZM237 26V27H238ZM255 26L256 27H258L257 29L255 28ZM55 27V26H54ZM172 27V26H171ZM241 27H242V29H241ZM13 28H14V26H13ZM16 28H18V27H16ZM57 28V27H56ZM61 28V29H62ZM23 29H25V30H23ZM60 29V30H61ZM81 29H82V27H81ZM80 29V30H81ZM92 29V30H91ZM261 29V30H260ZM14 30V29H13ZM12 30V31H13ZM17 30H19V29H17ZM17 30H16V33H18L17 32ZM59 30V29H58ZM167 30V31H166ZM170 30V29H169ZM255 30H257V31H255ZM260 30V31H259ZM6 31V30H5ZM21 31H23V32H21ZM56 31V30H55ZM84 30H82L81 32L83 33V34H85L86 35V37H87V32H83ZM122 31V32H121ZM171 31V30H170ZM169 31V32H170ZM62 32V31H61ZM73 32V33H72ZM107 33H109L108 31H106ZM2 33V32H1ZM11 33V32H10ZM18 33V34H19ZM43 33H41V35L43 34ZM168 33V32H167ZM17 34V35H18ZM71 34H73L72 36H71ZM91 34V35H90ZM94 34H96V35H94ZM99 34H100V36H99ZM110 34V33H109ZM8 35V34H7ZM16 35V36H17ZM80 35V34H79ZM15 35H14V37H16ZM53 36V37H54ZM77 36V35H76ZM95 36V37H94ZM118 36V35H117ZM170 38H169V37ZM172 36V35H171ZM31 37H34V36H31ZM41 37V36H40ZM43 37V36H42ZM41 37V38H42ZM44 37H45V35H44ZM78 37V36H77ZM85 36H84V38H86ZM70 38H71V40H70ZM79 38V37H78ZM82 38V37H81ZM83 38V39H84ZM92 37H90V39H91ZM96 38L95 39H91L90 40V43L89 42H86L87 40H84L86 43H84V41L82 40V39H78V41H80V40H82L83 42H76V41H73V42H75L74 44H76V43H82L81 45H85L86 44V46H87V44L91 47V45L93 44V45H95L94 43H92L91 44V42L93 41H95L96 40ZM104 38V37H103ZM173 38H174V36H173ZM172 38V39H173ZM10 39H11V37H10ZM48 39V38H47ZM77 38H75L74 40H76ZM86 39H88V38H86ZM99 39V38H98ZM99 39V40H100ZM171 39V40H172ZM7 40V39H6ZM14 40V39H13ZM29 40V38H27V41ZM89 40V39H88ZM99 40H97L96 42H98ZM106 40V39H105ZM42 41V44H43V42H44V39L43 40H38V43H40ZM102 41V40H101ZM182 42V43H175V42ZM46 42H49V41H47L46 40ZM17 43H19V41L17 42ZM51 43V42H50ZM84 43V44H83ZM105 43V42H104ZM140 43H145V44H140ZM170 43H172V47L170 48V46H169V44ZM175 43V44H174ZM197 43V44H196ZM8 44V43H7ZM21 44V45H22ZM47 44L48 43H46L45 44V42H44V45H42L41 46V49H42V47H43V49L45 50V48L46 49H51V45L50 44H48V46L50 45V47H48L47 46ZM73 44V43H72ZM91 44V45H90ZM123 44V45H124ZM136 44V45H135ZM138 44V45H137ZM146 44L147 45H149V47H150V45L151 46H153V47H151V49L148 47V46H146ZM174 44V45H173ZM181 44V45H180ZM194 44H196V45H198L197 47L194 45ZM46 45V46H45ZM104 45V44H103ZM127 45H124V46H126V48H127ZM139 45H141V46H143V45H145L146 47H148L147 49H146V47H141V46H139ZM171 45V44H170ZM45 46V47H44ZM76 46L77 45H72L71 47H73V49L71 48L70 50H74V49H77L76 48ZM89 46H87L88 48H90ZM167 46H169V47H167ZM174 46V47H173ZM195 46L197 49H195V47H194V49L193 50H195L194 52H198V51H200L201 50V52L203 51V54L201 53V52H198V54L200 55V53H201V55H203V56H201V57H203V61L205 62V64H206V66L207 67H205V68H202V64H201V61H200V66H201V68L204 70V69H206L207 68V70L209 71V72H207L206 73V71H204V73H200V71L201 70H199V68H200V66H199V64H197V63H199V61H197L198 59H200L198 56V54H197V56L194 54V56H193V50L191 49V48H193V47ZM21 47H24V46H21ZM81 47V46H80ZM87 47L85 48V50H87ZM93 47V46H92ZM92 47L90 48V49H92ZM108 47V48H109ZM166 47H167V49H168V54L170 53V51L174 48H176V52L174 51V49H173V51L172 52H174V53H170V55H171V57L173 58V59H175V60H173V62H171L172 60L170 59L171 57H170V55H168L166 52H167V49H166ZM38 48V47H37ZM36 48V49H37ZM144 48L146 49V50H148V51H146V52H150L152 49L155 51V53H154V51H152V53L150 52V54H151V56L153 57V55H154V57L156 56V57H158V58H154V60L152 59V61H151V59H150V54H148V53H146L145 51V53L143 54V56L145 55V60H143L144 59V57L142 56V58L141 57H139V59L141 58L142 60H137L138 61V65L140 66H138V67H135L136 65H137V63H136V55L138 54L139 56H141L142 55V53H143V50H144ZM170 48V49H169ZM35 49V48H34ZM36 49L34 50V52L36 51ZM39 49H40V47H39ZM42 49V50H43ZM53 49V48H52ZM124 49H125V47H124ZM136 49H137V54H135L136 53ZM141 49V51L140 52H142V53H138V51ZM143 49V50H142ZM149 49H150V51H149ZM199 49V50H198ZM27 50V49H26ZM31 50H32V48H31ZM44 50H43V53L45 54V52H44ZM57 50V49H56ZM80 50V49H79ZM108 50V49H107ZM106 50V51H107ZM125 50H127V49H125ZM170 50V51H169ZM190 50H192V52L190 51ZM196 50H198V51H196ZM53 51V50H52ZM63 51H65V50H63ZM69 51V50H68ZM84 51V50H83ZM99 51H101L100 52V55H99ZM32 52V51H31ZM33 52V53H34ZM37 52V51H36ZM39 52V51H38ZM40 52H41V50H40ZM39 52V54H41ZM48 52V51H47ZM51 52V51H50ZM88 52H91V51H89L88 50ZM88 52H84L83 54V56L81 57V58H83L84 57V59H85V57H87L88 56V54H90V53H88ZM49 53V52H48ZM107 53H108V55H107ZM156 53H158V55H155ZM159 53H164V54H166L167 55V57L171 60H169L171 63H172V67L174 68V66H176V64H174L173 65V63H176L175 61H177V63L179 62V61H181V59L183 58H186V59H184V60H188V62L186 63V65H185V61L183 62V61H181L182 62V65H181V63H178V64H180V66L178 65L177 67H179V68H176V69H174V70H172L170 67V69H171V72H170V70H169V74L170 73H172L171 75H167L166 73V75H167V77L164 75L163 76V74L164 73H162V72H164V71H166V70H164V69H166L165 67H167V66H169V65H167V66H164V65H166V64H168V63H166L165 61L163 62V60L165 59V60H167V62H169L168 61V59H167V57L166 56H164L163 54H160V56H159ZM63 54V53H62ZM102 54V55H101ZM128 55V57H130L131 59L129 60V58L127 57V55ZM147 54V55H146ZM172 54H174V55H172ZM36 55H37V53H36ZM46 55H48L47 53L43 56V54H42V56L44 57V58H46L47 56ZM54 55V54H53ZM57 55V54H56ZM67 55H68V53H67ZM70 55V54H69ZM29 56H31V55H29ZM39 56V55H38ZM59 56H62V55H59ZM77 56V55H76ZM93 56V57H94ZM136 56V57H135ZM41 57V56H40ZM49 57H51V55H49ZM54 57V56H53ZM70 57V56H69ZM72 57V56H71ZM162 57H165V58H163V60H161L162 59ZM195 57V60L193 59ZM197 57H198V59H197ZM39 58V57H38ZM38 58H37V56H36V58H35V60L34 61H31V62H33V63H30V62H28V61H30V60H27V62H28V66H30L29 64H32V65H35V67L37 68V60H38ZM56 58V57H55ZM58 58V57H57ZM80 58V57H79ZM80 58V59H81ZM89 58V57H88ZM88 58H86V60H88V62H89V60L90 59H92L91 57H90V59H88ZM110 58V57H109ZM116 58H115V60H116ZM160 58V59H159ZM180 58V59H179ZM6 59V58H5ZM29 59V58H28ZM40 59H42V58H40ZM47 59H49L48 57H47ZM75 59V58H74ZM110 59H112V58H110ZM114 59V58H113ZM182 59V60H183ZM197 59V60H196ZM2 60V59H1ZM23 60V59H22ZM68 60V59H67ZM86 60H84V61H86ZM114 60V61H115ZM4 61V60H3ZM25 61V60H24ZM40 61V60H39ZM57 61V60H56ZM62 61V60H61ZM74 61V60H73ZM77 61V60H76ZM76 61H75V63H76ZM104 61L102 62V65L104 64ZM113 61V60H112ZM120 61H121V63H120ZM140 61H144V63H141V65H140ZM149 61L152 63L151 65H150V63H149ZM203 61H202V63H203ZM10 62V61H9ZM8 62V63H9ZM27 62H25V64L27 63ZM36 62V63H35ZM51 61H48V62H46L47 64L48 63H50ZM53 62V61H52ZM64 62V61H63ZM71 62V61H70ZM99 62V63H98ZM119 62V63H118ZM130 62H131V64H130ZM169 62V63H170ZM2 63H4V62H2ZM6 63V62H5ZM4 63V64H5ZM16 63V62H15ZM44 63V62H43ZM78 63V62H77ZM79 63H80V60H79ZM83 63V62H82ZM90 63H86L85 62V64H90ZM118 65H117V64ZM166 63V64H165ZM184 63V64H183ZM11 64V63H10ZM24 64V63H23ZM47 64H45L44 63V67H46V68H44V69H47V68H50L49 67V65H47ZM51 64V63H50ZM56 64V63H55ZM61 64V63H60ZM70 64L71 63H69V66H70ZM81 64V63H80ZM117 66H116V65ZM134 64H136L135 66H134ZM204 64V65H205ZM1 65V64H0ZM27 65V64H26ZM31 65V67L32 68H35L34 66H32ZM40 66H41V64H39ZM46 65V66H45ZM53 64H51L50 66H52ZM57 65V64H56ZM76 65V64H75ZM122 65H124V64H122ZM16 66V65H15ZM54 66V65H53ZM72 66V65H71ZM70 66V67H71ZM76 66H78V64L76 65ZM79 66H81V65H79ZM88 66V65H87ZM183 66H185V67H183ZM3 67V66H2ZM1 67V68H2ZM9 67H13L12 65L11 66H9ZM9 67H7L6 69L8 70H5L6 72H9L10 70L9 69H11V68H9ZM42 68H43V66H41ZM40 67V68H41ZM67 67V66H66ZM95 67V68H94ZM35 68V69H36ZM52 68V67H51ZM54 68V67H53ZM51 69V70H55V69ZM63 68V67H62ZM87 68V69H86ZM124 68V69H125ZM168 67H167V70L169 69ZM186 68V69H185ZM5 69V66H4V68H2V70L1 71H3ZM24 69H25V67H24ZM31 68H29V70H30ZM34 69V70H35ZM63 69H65V68H63ZM67 69H68V67H67ZM83 69V70H82ZM178 69V70H177ZM16 70H19L20 71V69H16ZM22 70H23V68H22ZM26 70H28V67H27V69ZM38 69H36V71H37ZM60 70V69H59ZM59 70H57V71H59ZM70 70V69H69ZM69 70H68V72H69ZM71 70H74L73 68L71 69ZM76 70H78L77 68H76ZM75 70V71H76ZM84 70V71H85ZM180 70H182V69H180ZM215 70V71H214ZM0 71V74L1 73H4V77H6L5 79L7 80V78L11 75L12 76V74H13V72H14V70L13 71H10V73L12 72V74H9V75H7V73H5V71H3V72H1ZM39 71V70H38ZM48 71L50 72V69H48ZM56 71V70H55ZM56 71V72H57ZM139 71V72H138ZM185 71V72H186ZM211 71H214L215 73L217 72V74H215V73H212V75H210L209 73H211ZM26 72H28V71H26ZM30 72V71H29ZM47 71L45 70V73H46ZM51 72H53V71H51ZM73 72V71H72ZM79 72V71H78ZM77 72V73H78ZM167 72V71H166ZM24 73H25V71H24ZM36 73V72H35ZM35 73H33L32 72V74H35ZM40 74H41V76H39L40 77V79H41V77L43 78V77H45V73H44V71H42V73H44L43 74V76H42V73L41 72H39ZM36 74L35 75V77L36 76H38V75H40V74ZM65 73V72H64ZM86 73H87V71H86ZM5 74L8 76H5ZM50 73H48L47 75H46V77H48V75H49ZM59 74V73H58ZM73 74V73H72ZM186 74V73H185ZM13 75H15L16 76V74H13ZM28 75V74H27ZM75 75V74H74ZM73 75V76H74ZM88 75V74H87ZM214 75H216V76H214ZM50 76H52V75H50ZM55 76H57V73L55 74L54 73V77ZM62 76H63V74H62ZM76 76H78V75H76ZM76 76H75V78H76ZM79 76H80V74H79ZM3 76L1 75V78H2ZM4 77L1 79L0 78V80H3L4 79ZM26 77V76H25ZM34 77V78H35ZM39 77H36L37 79L36 80H38V78ZM53 77V78H54ZM66 77V76H65ZM72 77V76H71ZM81 77V76H80ZM164 77H166V78H164ZM12 78V77H11ZM13 78H15L14 76H13ZM17 78H19V77H17ZM49 78V77H48ZM47 78V80H49ZM64 78V77H63ZM63 78H61V79H63ZM68 78V77H67ZM72 78H74V77H72ZM79 78V77H78ZM4 79V80H5ZM10 79V78H9ZM8 79V80H9ZM28 79H33V76L32 75H30V78H28ZM39 79V80H40ZM52 79V78H51ZM59 79H60V74H59ZM58 79V80H59ZM71 79V78H70ZM84 79V78H83ZM95 79V80H96ZM144 79V80H143ZM152 79L153 80H156V81H152ZM161 79V80H160ZM11 80H13V79H11ZM15 80V79H14ZM17 80V79H16ZM21 80H23V78H21ZM33 80H35V79H33ZM44 80H46V79H44ZM54 80V79H53ZM56 80V79H55ZM66 80V79H65ZM77 80V79H76ZM81 80H82V78H81ZM151 80V81H150ZM170 80V79H169ZM168 80V81H169ZM171 80H172V78H171ZM201 80V81H202ZM239 80V81H240ZM19 81V80H18ZM17 81V82H18ZM24 81V80H23ZM158 81V82H159ZM167 81V82H168ZM196 81V80H195ZM9 82H10V80H9ZM100 82H101V80H100ZM133 82V81H132ZM131 81H130V83H132ZM135 82V81H134ZM159 82V83H160ZM183 82H185V81H183ZM183 82H181V83H183ZM194 82V81H193ZM257 82V81H256ZM1 83V82H0ZM23 83V82H22ZM99 83V82H98ZM104 83V82H103ZM108 82H106L105 84H107ZM109 83H111V82H109ZM113 83V82H112ZM111 83V84H112ZM123 83H125L126 84V82H124L123 81ZM129 83V84H130ZM136 83V84H137ZM144 83V82H143ZM147 83V82H146ZM159 83L156 85V84H151L152 86H158V88L159 89H161V88H165V87H163L164 86V84L163 83H160L161 85H163V86H161V87H159ZM173 82H171L170 83V81H169V86H167L166 88H168V87H170V88H168L166 91L167 92H169V90H172L173 91V89L172 88H174L173 87V85H171ZM186 83V82H185ZM184 83V84H185ZM196 83V82H195ZM214 83V82H213ZM221 83V82H220ZM234 83V82H233ZM236 83V82H235ZM242 83V82H241ZM258 84L260 83V82H257ZM262 83V82H261ZM18 84H20V83H18ZM37 84H40V83H37ZM92 84V83H91ZM111 84H109V85H111ZM168 84V83H167ZM166 84V85H167ZM187 84V83H186ZM200 84V83H199ZM205 84H206V82H205ZM230 84H232V83H230ZM229 84V85H230ZM41 85V84H40ZM113 85H114V83H113ZM121 85V84H120ZM131 85V84H130ZM134 85H135V83H134ZM134 85H132V87H134ZM143 85V84H142ZM150 85V84H149ZM149 85L147 86V85H145V86H147V89H151V92L153 91L154 92V88L155 87H149ZM193 85V84H192ZM202 85V84H201ZM208 85V84H207ZM257 85V84H256ZM260 85V84H259ZM10 86V85H9ZM34 86V85H33ZM89 86V85H88ZM100 86H101V84H100ZM115 86V85H114ZM125 86V85H124ZM123 86V87H124ZM141 85L139 84V87H140ZM144 86V85H143ZM143 86H142V88H143ZM145 86H144V88H145ZM172 86V87H171ZM194 86H196L195 84H194ZM210 87H212L211 85H209ZM236 85H233V87H235ZM253 86V85H252ZM261 86V85H260ZM1 87V86H0ZM13 87V86H12ZM40 87V86H39ZM81 87V86H80ZM110 87V86H109ZM111 87H112V85H111ZM115 87H118V86H115ZM122 87V88H123ZM127 87V90H128V88L130 87L129 85L127 86V84H126V86H125V88ZM138 87V86H137ZM177 86H175V88H176ZM181 87V86H180ZM185 87H186V85H185ZM202 87H204V85L202 86ZM202 87H201V90H202ZM231 87H232V85H230V89H231ZM238 87H239V85H238ZM246 87V86H245ZM9 88V87H8ZM14 88V87H13ZM30 88V87H29ZM33 88V87H32ZM36 87H34V89H35ZM135 89L134 90H136V86L134 87ZM158 88H156L157 90H159ZM175 88H174V90H175ZM229 87L227 86L226 87V89H228ZM240 88H242V85H241V87ZM239 88V89H240ZM31 89V88H30ZM40 89V88H39ZM80 89V88H79ZM87 89V88H86ZM130 89V91L133 93L134 92V90H133V88H129ZM133 91H132V90ZM153 89V90H152ZM163 89H161L163 92L165 91V90H163ZM180 89H183V88H180ZM185 89V88H184ZM213 89V88H212ZM230 89H228V90H230ZM244 89V88H243ZM247 89H249V88H247ZM254 89V91H256L255 90V88H253ZM252 89V90H253ZM7 90V89H6ZM10 90H11V88H10ZM14 90V89H13ZM37 90V89H36ZM118 91H119V89H117ZM121 90V89H120ZM126 90V89H125ZM124 90V92H121V93H126V92H128V93H126V94H129V90L128 91H125ZM141 90H143V89H141ZM156 90V91H157ZM160 90V92L161 93H163L162 91ZM188 90V89H187ZM194 90V89H193ZM197 90V89H196ZM235 91H236V89H234ZM233 90V88H232V91H234ZM245 90V89H244ZM243 90V91H244ZM263 90H264V88H263ZM262 90V91H263ZM30 91V90H29ZM38 91V90H37ZM36 91V92H37ZM51 91H52V89H51ZM114 91L116 92V89H114ZM114 91H112V93L114 92ZM148 91V90H147ZM165 91V92H166ZM177 91V90H176ZM176 91H174V92H176ZM235 91L233 92V93H235ZM242 91V92H243ZM249 91V90H248ZM252 92L253 93V95L255 96L256 95V97H259V96H257V92ZM27 92V91H26ZM32 92V91H31ZM31 92H30V94H31ZM33 92H34V90H33ZM32 92V93H33ZM81 92V91H80ZM105 92H106V90H105ZM111 92V91H110ZM136 92H137V90H136ZM140 92V90H139V88H138V93ZM150 92V91H149ZM153 92H152V94H153ZM159 92V91H158ZM160 92L158 93V94H160ZM171 92V91H170ZM174 92H172V93H168V97H167V95H166V93H163L164 95H166V97L170 100L169 102H172V101H175V99L174 100H172V99H170L169 97H171L170 95H174L175 93ZM179 92H181V91H179ZM188 92V91H187ZM192 92V91H191ZM205 91H202V93H204ZM218 92V91H217ZM237 92H238V94L240 93L241 95H242V92H239V90L237 89ZM39 93V92H38ZM117 93V92H116ZM120 93V92H119ZM132 93L130 94V97H132L131 95H132ZM141 93H143V91L141 92ZM145 93V92H144ZM155 93H157V92H155ZM177 93V92H176ZM201 93V92H200ZM201 93V94H202ZM227 93H229V95H230V92H228L227 91ZM248 94L249 95V93L248 92H245V94ZM254 93H256V94H254ZM262 93V92H261ZM261 93L259 92V94L261 95ZM29 94V95H30ZM71 94H72V92H71ZM74 94V93H73ZM99 94V93H98ZM109 94V93H108ZM111 94V93H110ZM115 94V93H114ZM118 94V93H117ZM116 94V95H117ZM135 94V93H134ZM151 94V93H150ZM163 94H161V95H158V97L159 96H161L162 98H164L163 97ZM263 94V93H262ZM11 95H13V94H11ZM37 95V94H36ZM82 95V94H81ZM113 95V94H112ZM121 95V94H120ZM136 95V94H135ZM144 95V94H143ZM143 95L141 94V98L143 97ZM145 95H147V94H145ZM155 95V94H154ZM176 95V94H175ZM174 95V96H175ZM184 96H186L185 94H183ZM191 95V94H190ZM189 95V96H190ZM193 95H194V93H193ZM198 95V94H197ZM203 95V94H202ZM240 95V96H241ZM26 96V95H25ZM31 96V95H30ZM33 96V95H32ZM54 96V95H53ZM52 96V97H53ZM58 96V95H57ZM66 96V95H65ZM78 96V95H77ZM84 96V95H83ZM105 96V95H104ZM114 96V95H113ZM117 96H119V95H117ZM140 96V95H139ZM156 96V98H155V100L156 99H158L157 98V94L155 95ZM176 96H178V95H176ZM184 96H183V98H184ZM205 96V95H204ZM231 96H234L233 94H231ZM231 96H229V97H231ZM11 97V96H10ZM39 97H41V96H39ZM60 97V96H59ZM72 97H73V95H72ZM79 97V96H78ZM109 97V96H108ZM145 97V96H144ZM161 97H159V98H161ZM182 97V96H181ZM198 97H199V95H198ZM238 96L236 95V98H237ZM242 97H243V95H242ZM241 97V98H242ZM247 97H249V96H247ZM251 97H252V95H251ZM45 98V97H44ZM48 98V97H47ZM56 98V97H55ZM81 98V97H80ZM118 98V97H117ZM135 98H137V96H135L134 97V99ZM140 98V100L143 102L144 100H146L147 99V97H146V99H141ZM171 98H175V97H171ZM179 98V97H178ZM186 98V97H185ZM188 98V97H187ZM192 98V97H191ZM232 98V97H231ZM240 98V97H239ZM244 98H245V96H244ZM243 98V99H244ZM253 98H255V97H253ZM259 98H261V96L259 97ZM8 99H10V98H8ZM70 99V98H69ZM79 99V98H78ZM119 99H120V97H119ZM133 99V100H134ZM164 99H166V98H164ZM228 99V98H227ZM230 99V98H229ZM258 99V98H257ZM22 100V99H21ZM88 100V99H87ZM121 100V99H120ZM132 100V99H131ZM139 100V103L138 104H141L142 102ZM154 100V99H153ZM154 100V101H155ZM189 99H187V101H188ZM233 100V99H232ZM247 100V99H246ZM39 102H40V100H38ZM54 101V100H53ZM67 101V100H66ZM90 101V100H89ZM150 101V100H149ZM186 101V100H185ZM240 101V100H239ZM254 101H256V100H254ZM258 101H259V99H258ZM258 101H256L257 103H258ZM42 102V101H41ZM49 102V101H48ZM52 102V101H51ZM84 102V101H83ZM87 102V101H86ZM129 102V101H128ZM134 102H136V101H134ZM137 102H138V100H137ZM137 102H136V106L138 105L137 104ZM145 102H147V101H144V103ZM208 102V101H207ZM215 102V101H214ZM245 101L243 100V103H244ZM250 102V101H249ZM38 103V102H37ZM54 103V102H53ZM143 103V104H144ZM149 103V102H148ZM157 103V101L155 102V104ZM242 103V102H241ZM259 103H260V101H259ZM76 104V103H75ZM81 104V103H80ZM87 104H89V103H87ZM91 104H92V102H91ZM91 104H90V106H91ZM95 104V103H94ZM154 104V105H155ZM186 104H187V102H186ZM185 104V105H186ZM214 104V103H213ZM213 104H212V106H213ZM244 104H247V103H244ZM251 104V103H250ZM40 105V104H39ZM46 105V104H45ZM49 105V104H48ZM51 105V104H50ZM53 105V104H52ZM68 105V104H67ZM79 105V104H78ZM77 105V106H78ZM120 105V104H119ZM142 105V104H141ZM149 105H151V104H149ZM153 105V104H152ZM159 105V104H158ZM167 105H169V104H166V106ZM208 105V104H207ZM215 105V104H214ZM81 106V105H80ZM121 106V105H120ZM131 106V105H130ZM143 106V105H142ZM145 106V105H144ZM175 106V105H174ZM188 106V105H187ZM186 106V107H187ZM249 106V105H248ZM255 106V105H254ZM29 107H30V105H29ZM33 107H34V105H33ZM38 107H40V106H38ZM152 108L154 107V106H151ZM150 107V108H151ZM189 107V106H188ZM206 107V106H205ZM239 107V106H238ZM242 107H243V109H241L242 111H240V112H243V110H245L246 109V111H248L249 110V108H251L252 109V105L251 106H249V108L248 107H246V106H244V105H242ZM241 107V108H242ZM62 108V107H61ZM135 108V107H134ZM138 108H141V107H139V105H138ZM149 108V109H150ZM156 108V107H155ZM164 108V107H163ZM170 108V107H169ZM204 108V107H203ZM206 108H208V107H206ZM245 108V109H244ZM35 109V108H34ZM37 109V108H36ZM41 109H42V107H41ZM94 109V108H93ZM137 109V108H136ZM160 109V108H159ZM162 109V108H161ZM21 110V109H20ZM31 110V109H30ZM43 110V109H42ZM70 110V109H69ZM74 110V109H73ZM92 110V109H91ZM135 110V109H134ZM142 110V109H141ZM140 110V111H141ZM144 110L146 111V109L143 107V112H144ZM167 110V109H166ZM170 110V109H169ZM168 110V111H169ZM171 110H173L172 108H171ZM210 110V109H209ZM235 110H237V108L235 109ZM254 110H256V108L254 109ZM44 111H45V109H44ZM85 111V110H84ZM84 111H83V113H84ZM96 111V110H95ZM179 111H181V109L179 110ZM184 111H186V110H184ZM216 111V110H215ZM251 111V110H250ZM250 111H249V113H250ZM253 111V110H252ZM252 111H251V113H252ZM63 112V111H62ZM142 112V113H143ZM147 112V111H146ZM151 112H153L154 114H156L157 113V111L155 110V111H151ZM150 112V113H151ZM156 112V113H155ZM160 112V111H159ZM162 112V111H161ZM170 112V111H169ZM174 112V111H173ZM245 112V111H244ZM243 112V113H244ZM257 112H259V111H257L256 110V113ZM56 113H58V112H56ZM90 114H91V112H89ZM131 113V112H130ZM148 113V112H147ZM163 113V112H162ZM203 113H205V112H203ZM220 113V112H219ZM238 113V112H237ZM236 113V114H237ZM247 115H248V112H245ZM27 114V113H26ZM50 114V113H49ZM55 113L53 112V115H54ZM67 114V113H66ZM86 114H87V112H86ZM160 114V113H159ZM158 114V115H159ZM167 114H169L168 112H167ZM190 114H191V112H190ZM189 114V115H190ZM208 114V113H207ZM211 115L213 114V113H210ZM229 114V113H228ZM239 114V113H238ZM255 114V111L253 112V115ZM259 113H257V115H258ZM262 114V113H261ZM260 114V115H261ZM16 115V114H15ZM22 115V114H21ZM64 115V114H63ZM85 115V114H84ZM99 115V114H98ZM133 115V114H132ZM149 115V114H148ZM153 115V114H152ZM170 115V119H171V117H173V116H171V113L169 114ZM168 115V116H169ZM188 115V116H189ZM199 115V114H198ZM201 115V114H200ZM199 115V116H200ZM203 115V114H202ZM204 115H206V114H204ZM257 115L255 114V116L257 117ZM26 116V115H25ZM47 116V115H46ZM57 116V115H56ZM59 116V115H58ZM86 116V115H85ZM84 116V117H85ZM139 116V115H138ZM150 116H151V114H150ZM157 116V115H156ZM160 116V115H159ZM162 116V117H161ZM160 116V118H163L164 116L163 115H161ZM188 116H187V118H188ZM241 116H242V114H241ZM244 116V115H243ZM21 117H23V116H21ZM27 117V116H26ZM33 117V116H32ZM50 117V116H49ZM78 117V116H77ZM91 117H92V115H91ZM154 116H152V118H153ZM166 117V116H165ZM182 117V116H181ZM191 117V116H190ZM201 117V116H200ZM199 117V120L202 118H200ZM209 117V116H208ZM249 117V116H248ZM247 117V118H248ZM251 117H253V116H251ZM259 118H260V116H258ZM257 117V118H258ZM28 118V117H27ZM35 118V117H34ZM63 118V117H62ZM74 118V117H73ZM87 118V117H86ZM187 118L185 117V119H186V122H188L187 121ZM195 118H197V117H195ZM206 118V117H205ZM263 117L261 116V118L260 119H262ZM71 119V118H70ZM78 119V118H77ZM80 119H81V116H80ZM99 119V118H98ZM167 119V118H166ZM176 119V118H175ZM175 119H173V122H174V120ZM179 119V118H178ZM189 119V118H188ZM193 119V118H192ZM252 119V118H251ZM250 119V120H251ZM254 119L255 118H253L252 120L254 121ZM89 120H90V118H89ZM138 120V119H137ZM160 119H158V121H159ZM163 120H164V118H163ZM182 120V119H181ZM190 120V119H189ZM197 120V119H196ZM249 120V119H248ZM249 120V121H250ZM51 121V120H50ZM77 121V120H76ZM81 121H83V120H81ZM136 121V120H135ZM152 121H153V119H152ZM162 121V120H161ZM171 121V120H170ZM192 121H195V120H192ZM201 121H202V119H201ZM205 121V120H204ZM238 121V120H237ZM252 121V122H253ZM259 121V119H257V122ZM5 122V121H4ZM23 122V121H22ZM40 122V121H39ZM38 122V123H39ZM84 122V121H83ZM87 122V121H86ZM91 122V121H90ZM102 122H104L103 120H102ZM106 122V121H105ZM140 122V121H139ZM240 122V121H239ZM238 122V123H239ZM246 122V121H245ZM252 122H249V123H252ZM66 123H67V121H66ZM70 123H72V122H70ZM92 123V122H91ZM99 123H100V121H99ZM136 123V122H135ZM138 123V122H137ZM155 123H157V121L155 122ZM185 123V122H184ZM197 123V122H196ZM202 123V122H201ZM200 123V124H201ZM206 123V122H205ZM255 123H256V121H255ZM262 123V122H261ZM2 124V123H1ZM23 124V123H22ZM25 124V123H24ZM76 123H74V125H75ZM142 124V123H141ZM194 124H195V122H194ZM237 124V123H236ZM235 124V125H236ZM244 124V123H243ZM11 125V124H10ZM26 125V124H25ZM68 125V124H67ZM66 125V126H67ZM88 125H90L89 123H88ZM96 125V124H95ZM161 125V124H160ZM186 125V123L184 124V126ZM190 125V124H189ZM202 125H203V123H202ZM208 125V124H207ZM241 125V124H240ZM245 125V124H244ZM251 125V124H250ZM256 125H257V123H256ZM264 125V124H263ZM14 125H12V127H13ZM44 126V125H43ZM155 126V125H154ZM157 126H158V124H157ZM167 126H169V124L167 125ZM167 126H165V127H167ZM192 126H193V124H192ZM196 126V125H195ZM194 126V127H195ZM205 126H206V124H205ZM208 126H210V125H208ZM11 127V126H10ZM37 127V126H36ZM53 127V126H52ZM68 127V126H67ZM69 127H70V124H69ZM78 127V126H77ZM107 127V126H106ZM162 127V126H161ZM164 127V126H163ZM162 127V128H163ZM191 127V126H190ZM189 127V128H190ZM201 127L202 126H200V129H201ZM236 127V126H235ZM249 127V126H248ZM252 127H254V129L255 128H258V127H255V125H254V123H253V126ZM22 128V127H21ZM20 128V129H21ZM46 128V127H45ZM50 128V127H49ZM94 128V127H93ZM169 128V127H168ZM199 128V127H198ZM204 128V127H203ZM243 128V127H242ZM261 128V127H260ZM6 129V128H5ZM9 129H11V128H9ZM13 129V128H12ZM11 129V130H12ZM56 129V128H55ZM76 129V128H75ZM84 129H86V128H84ZM95 129V128H94ZM156 129V128H155ZM163 129H165V128H163ZM240 129V128H239ZM250 129H253V128H250ZM252 130V131H255V130ZM262 129V128H261ZM260 129V130H261ZM28 130V129H27ZM34 130V129H33ZM36 130V129H35ZM77 130V129H76ZM88 130V129H87ZM93 130V129H92ZM158 129H156L155 131H157ZM167 130V129H166ZM191 130V129H190ZM194 130V129H193ZM196 130V129H195ZM207 130V129H206ZM248 130V129H247ZM258 131H259V128L257 129ZM262 130H264V126H263V129ZM261 130V131H262ZM9 130H7V132H8ZM41 131H42V129H41ZM40 131V132H41ZM53 131H55V130H53ZM111 131V130H110ZM163 131H165V130H163ZM201 131H204V130H201ZM35 132H37V131H35ZM46 132V131H45ZM45 132H43L44 134H45ZM56 132H57V130H56ZM78 132V131H77ZM84 132V131H83ZM82 132V133H83ZM113 132V131H112ZM122 132L123 133H125L123 130H122ZM161 132V131H160ZM159 132V133H160ZM194 132H196V131H194ZM263 132V131H262ZM261 132V133H262ZM79 133V132H78ZM122 133V134H123ZM159 133H157L158 135H159ZM186 133V132H185ZM200 133V132H199ZM202 133V132H201ZM204 133V132H203ZM208 133V132H207ZM260 133V134H261ZM16 134V133H15ZM43 134V135H44ZM52 134V133H51ZM86 134V133H85ZM89 134V133H88ZM114 134V133H113ZM149 134V133H148ZM166 134V133H165ZM165 134H164V136H165ZM183 134V133H182ZM192 134V133H191ZM195 134V133H194ZM205 134V133H204ZM1 135V134H0ZM9 135V134H8ZM36 136L38 135V134H35ZM50 135V134H49ZM48 135V136H49ZM53 135V134H52ZM95 136L97 135V134H94ZM181 135V134H180ZM202 135V134H201ZM200 135V136H201ZM264 135V134H263ZM39 136H40V134H39ZM123 136H124V134H123ZM161 136V135H160ZM192 136V135H191ZM197 136V135H196ZM209 136H211L210 135V133H209ZM217 136V135H216ZM257 136V135H256ZM43 137V136H42ZM41 137V138H42ZM52 137V136H51ZM111 137V136H110ZM138 137V136H137ZM139 137H140V135H139ZM145 137V136H144ZM186 137H187V134H186ZM195 137V136H194ZM198 137V136H197ZM202 137V136H201ZM200 137V138H201ZM208 137V136H207ZM218 137V136H217ZM45 138V137H44ZM55 138V137H54ZM75 138H77V137H75ZM128 138V137H127ZM127 138H124L123 137V139L124 140H122V141H125V139H127ZM159 138V137H158ZM164 138H166V137H164ZM190 138V137H189ZM192 138V137H191ZM190 138V139H191ZM210 138V137H209ZM213 138V137H212ZM263 138V137H262ZM43 139V138H42ZM129 139V138H128ZM131 139V138H130ZM138 139V138H137ZM182 139V138H181ZM184 139V138H183ZM195 139H196V137H195ZM218 138H216V140H217ZM256 139V138H255ZM40 140V139H39ZM38 140V141H39ZM48 140V139H47ZM142 140V139H141ZM149 140V139H148ZM164 140V139H163ZM201 140V139H200ZM206 140V139H205ZM12 141V140H11ZM30 141V140H29ZM33 141V140H32ZM155 140L153 139V141L152 142H154ZM177 141V140H176ZM179 141V140H178ZM202 141H203V139H202ZM211 141V140H210ZM215 141V140H214ZM250 141V140H249ZM258 141V140H257ZM10 142V141H9ZM35 142H36V140H35ZM156 142V141H155ZM88 143V142H87ZM90 143V142H89ZM98 143V142H97ZM131 144H132V142H130ZM151 143V142H150ZM178 143V142H177ZM210 143V142H209ZM254 143V142H253ZM28 144V143H27ZM39 144V143H38ZM91 144V143H90ZM124 144V143H123ZM181 144V143H180ZM246 144V143H245ZM252 144V143H251ZM264 144V143H263ZM32 145V144H31ZM85 145V144H84ZM96 145V144H95ZM101 145V144H100ZM155 145V144H154ZM169 145V144H168ZM83 146V145H82ZM124 146H125V144H124ZM157 146V145H156ZM33 147V146H32ZM42 147V146H41ZM134 147V146H133ZM151 147V146H150ZM149 147V148H150ZM264 147V146H263ZM20 148V147H19ZM84 148H86V147H84ZM96 148V147H95ZM124 148V147H123ZM122 148V149H123ZM126 148V147H125ZM131 148H132V145H131ZM22 149V148H21ZM37 149H38V147H37ZM121 149V151L123 152V150ZM128 149H130V148H128ZM127 149V151H129ZM7 150V149H6ZM43 151V150H42ZM47 151V150H46ZM105 151V150H104ZM125 151V150H124ZM36 152H37V150H36ZM50 152V151H49ZM78 152V151H77ZM95 152V151H94ZM102 152V151H101ZM30 153L31 152H29V155H30ZM33 153H34V151H33ZM53 153V152H52ZM184 152H182V154H183ZM36 154H38V153H36ZM41 154V153H40ZM49 154V153H48ZM47 154V155H48ZM93 154V153H92ZM116 154V153H115ZM160 155V154H159ZM158 155V156H159ZM166 155V154H165ZM180 155V154H179ZM33 156V155H32ZM54 156V155H53ZM116 156V155H115ZM161 156V155H160ZM200 156V155H199ZM46 157H48V156H46ZM114 157V156H113ZM156 155L155 154H152V155H150L147 159H145L146 161H149V162H152V161H154V159H156ZM165 157V156H164ZM163 157V158H164ZM219 157V156H218ZM225 157V156H224ZM49 158H51V156L49 157ZM133 158H135L136 159V156L134 157L133 156ZM133 158H132V160H133ZM233 158V157H232ZM52 159V158H51ZM160 159V158H159ZM190 159V158H189ZM213 159V158H212ZM218 159H220V158H218ZM218 159H216L217 161H218ZM240 159V158H239ZM50 160V159H49ZM142 160V159H141ZM144 160V161H145ZM176 160H178L179 161V159H176ZM226 160V159H225ZM145 161V162H146ZM186 161V160H185ZM242 161V160H241ZM246 161V160H245ZM47 162V161H46ZM169 162V161H168ZM189 162V161H188ZM214 162V161H213ZM222 162V161H221ZM234 162V161H233ZM174 163V162H173ZM195 163V162H194ZM218 163H219V161H218ZM217 163V164H218ZM238 163V162H237ZM244 163V162H243ZM170 164H171V162H170ZM176 163H174V165H175ZM186 164V163H185ZM211 164V163H210ZM215 164V163H214ZM219 164H221V163H219ZM224 164V163H223ZM235 164V163H234ZM142 165V164H141ZM177 165V164H176ZM198 165V164H197ZM216 165V164H215ZM227 165V164H226ZM181 166V165H180ZM184 166H186V165H184ZM220 166V165H219ZM224 166H225V164H224ZM223 166V167H224ZM231 166V165H230ZM234 166V165H233ZM141 167V166H140ZM153 167V166H152ZM157 167V166H156ZM177 167V166H176ZM175 167V169H177ZM197 167V166H196ZM235 167V166H234ZM142 168V167H141ZM147 168V167H146ZM146 168H144L145 170H146ZM149 168V167H148ZM192 168V167H191ZM195 168V167H194ZM121 169V168H120ZM167 169V168H166ZM221 169V168H220ZM122 170L124 171H126V169H125V167H124V169L122 168L121 170H119L120 171V174H121V172H122ZM128 170V169H127ZM143 170V169H142ZM179 170V169H178ZM181 170V169H180ZM183 170H184V167H183ZM219 170V169H218ZM84 171V170H83ZM187 171V170H186ZM220 171V170H219ZM218 171V172H219ZM224 171V170H223ZM222 170H221V172H223ZM231 171V170H230ZM236 171V170H235ZM86 172V171H85ZM92 172V171H91ZM126 172H128V171H126ZM129 172H130V170H129ZM128 172V173H129ZM141 172V171H140ZM165 172V171H164ZM163 172V173H164ZM233 172H234V170H233ZM84 173V172H83ZM99 173V172H98ZM123 173V172H122ZM139 173V172H138ZM187 173V172H186ZM220 173V172H219ZM223 173H225V172H223ZM236 173V172H235ZM113 174H115V173H113ZM129 174H131V173H129ZM169 174V173H168ZM218 174V173H217ZM216 174V175H217ZM222 174V173H221ZM234 174V173H233ZM6 175V174H5ZM60 175H61V173H60ZM75 175V174H74ZM77 175V174H76ZM83 175H85V174H83ZM96 175V174H95ZM94 175V176H95ZM99 176H100V174H98ZM108 175V174H107ZM107 175L105 174V176L107 177ZM162 175V174H161ZM165 175V174H164ZM164 175H162V176H164ZM167 175V174H166ZM187 175V174H186ZM223 175V174H222ZM237 175V174H236ZM241 175V174H240ZM110 176V175H109ZM115 176V175H114ZM120 176V175H119ZM123 176H124V174H123ZM126 176V175H125ZM133 176V175H132ZM138 176V175H137ZM142 176H143V174H142ZM168 176V175H167ZM234 176H235V174H234ZM6 177V176H5ZM77 177V176H76ZM75 177V178H76ZM101 177H102V175H101ZM100 177V178H101ZM134 177V176H133ZM146 177V176H145ZM171 177V176H170ZM209 177V176H208ZM207 177V178H208ZM214 177H216L215 175H214ZM219 177V176H218ZM247 177V176H246ZM113 178V177H112ZM115 178V177H114ZM117 178V177H116ZM124 178V177H123ZM126 178V177H125ZM144 178V177H143ZM169 178V177H168ZM172 178V177H171ZM179 178V177H178ZM229 178V177H228ZM231 178V177H230ZM6 179V178H5ZM93 179V178H92ZM99 179V178H98ZM110 179H111V177H110ZM136 179H137V177H136ZM163 179V178H162ZM212 179V181H213V178H210V180ZM219 179V178H218ZM226 179H227V176H226ZM232 179V178H231ZM234 179V178H233ZM248 179V178H247ZM1 180V179H0ZM115 180V179H114ZM122 180V179H121ZM135 180V179H134ZM142 180V179H141ZM164 180V179H163ZM165 180H166V178H165ZM170 180V179H169ZM169 180H167V181H169ZM179 180V179H178ZM198 180V179H197ZM196 180V181H197ZM215 180V179H214ZM222 180V179H221ZM241 180V179H240ZM239 180V181H240ZM244 179H242V181H243ZM65 181H66V179H65ZM72 181H74V180H72ZM88 181V180H87ZM117 181H118V179H117ZM128 181V180H127ZM126 181V183H129L130 184V182H127ZM130 181V180H129ZM151 181V180H150ZM173 181V180H172ZM216 181H217V179H216ZM215 181V182H216ZM230 181V180H229ZM93 182V181H92ZM116 182V181H115ZM119 182V181H118ZM117 182V183H118ZM131 182H134V181H131ZM137 182V181H136ZM165 182V181H164ZM163 182V183H164ZM219 182V181H218ZM228 182V181H227ZM236 182H237V180H236ZM243 182H245V181H243ZM69 183V182H68ZM89 183V182H88ZM121 183V182H120ZM146 183V182H145ZM167 183V182H166ZM179 183V182H178ZM212 183V182H211ZM217 183V182H216ZM224 183V182H223ZM231 183V182H230ZM234 183V182H233ZM90 184V183H89ZM111 184V183H110ZM115 184V183H114ZM113 184V185H114ZM183 184V183H182ZM196 184V183H195ZM222 184V183H221ZM224 184H226V183H224ZM232 184V183H231ZM29 185V184H28ZM35 185V184H34ZM120 185H122V184H120ZM119 184H118V186H120ZM124 185V184H123ZM126 185V184H125ZM130 185H135V184H130ZM140 185V184H139ZM145 185V184H144ZM155 185V184H154ZM163 185V184H162ZM165 185V184H164ZM167 185H169V183L167 184ZM212 185V184H211ZM215 185V184H214ZM213 185V186H214ZM220 185V184H219ZM219 185L217 186V184H216V186L217 187H219ZM227 185V184H226ZM248 185V184H247ZM107 186V185H106ZM110 186V185H109ZM136 186V185H135ZM138 186V185H137ZM136 186V187H137ZM146 186H147V184H146ZM156 186V185H155ZM220 186H223V185H220ZM239 186V185H238ZM241 186H244V185H242V182H241ZM240 186V187H241ZM28 188H29V186H27ZM31 187V186H30ZM73 187V186H72ZM91 187H92V185H91ZM103 187V186H102ZM127 187V186H126ZM139 187H141V186H139ZM162 187V186H161ZM165 187V186H164ZM169 187H171L170 185H169ZM215 187V186H214ZM245 187V186H244ZM243 187V188H244ZM33 188H35V187H33ZM79 188V187H78ZM87 188V187H86ZM93 189H94V187H92ZM106 188V187H105ZM142 188V187H141ZM140 188V189H141ZM216 188V187H215ZM248 188V187H247ZM246 188V189H247ZM75 189H76V187H75ZM90 189V188H89ZM110 189V188H109ZM113 189H115V188H113ZM121 189V188H120ZM150 189V188H149ZM154 189H156V188H154ZM178 189V188H177ZM182 189V188H181ZM192 189V188H191ZM200 189V188H199ZM220 189V188H219ZM222 189V188H221ZM234 189V188H233ZM249 189V188H248ZM5 190V189H4ZM87 190V189H86ZM92 190V189H91ZM162 190V189H161ZM166 190V189H165ZM168 190H169V188L167 189V192H168ZM173 190V189H172ZM225 190H227V189H224V191ZM243 190H245V189H243ZM28 190H26V192H27ZM30 191V190H29ZM38 191V190H37ZM89 191V190H88ZM97 191V190H96ZM101 191V190H100ZM116 191H117V189H116ZM128 191H130V189L128 190ZM137 191V190H136ZM139 191V190H138ZM148 191V193H149V190H147ZM154 191V190H153ZM152 191V192H153ZM159 191V190H158ZM228 191V190H227ZM232 191V190H231ZM230 191V192H231ZM246 191H248V190H246ZM250 191V190H249ZM73 192V191H72ZM77 192V191H76ZM79 192H80V190H79ZM107 192V191H106ZM112 192V191H111ZM110 192V193H111ZM122 192V191H121ZM131 192V191H130ZM140 192V191H139ZM180 192V191H179ZM178 192V193H179ZM220 192V191H219ZM222 192H223V190H222ZM226 192V191H225ZM229 192V191H228ZM236 192H237V190H236ZM6 193V192H5ZM31 193V192H30ZM37 193H39V192H37ZM101 193V192H100ZM138 193V192H137ZM145 193H146V190H145ZM154 193V192H153ZM169 193V192H168ZM176 193V192H175ZM238 193V192H237ZM86 194V193H85ZM89 194V193H88ZM113 194V193H112ZM111 194V196H113ZM131 194H133V193H131ZM139 194V193H138ZM141 194V193H140ZM188 194V193H187ZM222 194H226V193H222ZM234 194H236V193H234ZM242 194V193H241ZM73 195V194H72ZM109 195V194H108ZM137 195V194H136ZM166 195V194H165ZM227 195V194H226ZM237 195H239V194H237ZM28 196H30V195H28ZM28 196H27V198H28ZM121 196V195H120ZM132 196V195H131ZM131 196H129V197H131ZM171 196H173V195H171ZM170 196V197H171ZM175 196V195H174ZM193 196V195H192ZM201 196V195H200ZM230 197H231V193H230V195H229ZM232 196H234V195H232ZM77 197V196H76ZM86 197V196H85ZM110 197V196H109ZM121 197H124V196H121ZM128 197V198H129ZM136 197V196H135ZM140 197H141V195H140ZM228 197V196H227ZM77 198H79V197H77ZM114 198V197H113ZM116 198V197H115ZM152 197H150L149 199H151ZM176 198V197H175ZM188 198V197H187ZM196 198V197H195ZM224 198V197H223ZM229 198V197H228ZM233 198V197H232ZM76 199V198H75ZM105 199H106V197H105ZM104 199V200H105ZM117 199H119L118 197H117ZM234 199V198H233ZM28 200V199H27ZM38 200V199H37ZM45 200V199H44ZM43 200V201H44ZM109 200H112V198L110 199L109 198ZM116 200V199H115ZM121 200H122V198H121ZM128 200V199H127ZM130 200V199H129ZM132 200V199H131ZM147 200V199H146ZM154 200V199H153ZM120 201V200H119ZM157 201V200H156ZM160 201V200H159ZM188 201V200H187ZM195 201V200H194ZM200 201H201V199H200ZM6 202H8V201H6ZM23 202V201H22ZM80 202V201H79ZM87 202V201H86ZM92 202V201H91ZM111 202V201H110ZM113 203H115L114 201H112ZM125 202H127V201H125ZM149 202V201H148ZM148 202H146L148 205L149 204H151V203H148ZM151 202V201H150ZM166 202V201H165ZM11 203V202H10ZM81 203V202H80ZM117 203V202H116ZM115 203V204H116ZM132 203V202H131ZM177 203V202H176ZM188 203H189V201H188ZM197 203V202H196ZM199 203V202H198ZM165 204H168V203H165ZM180 204H182V203H180ZM48 205V204H47ZM118 205V204H117ZM131 205V204H130ZM164 205V204H163ZM193 205V204H192ZM200 205V204H199ZM48 206H50V205H48ZM170 206V205H169ZM175 206V205H174ZM182 206V205H181ZM43 207V206H42ZM146 207V206H145ZM166 207H168V206H166ZM171 207V206H170ZM169 207V208H170ZM22 208V207H21ZM150 208V207H149ZM159 208V207H158ZM187 208V207H186ZM189 208V207H188ZM29 209V208H28ZM131 209V208H130ZM177 209H178V207H177ZM183 209V208H182ZM190 209V208H189ZM194 209V208H193ZM192 209V210H193ZM213 209V208H212ZM161 210V209H160ZM159 210V211H160ZM191 210V209H190ZM28 211V210H27ZM55 211V210H54ZM153 211V210H152ZM218 211V210H217ZM117 212V211H116ZM138 212V211H137ZM175 212V211H174ZM190 212V211H189ZM194 212V211H193ZM220 212V211H219ZM218 212V213H219ZM48 213V212H47ZM122 213H123V210H122ZM129 213H131V210H130V212ZM157 213V212H156ZM125 214V213H124ZM195 214V213H194ZM216 214V213H215ZM130 215H132V214H130ZM149 215H151L150 213H149ZM192 215V214H191ZM190 215V216H191ZM138 216V215H137ZM153 216V215H152ZM156 216V215H155ZM159 216V214L157 215V217ZM154 217V216H153ZM214 217V216H213ZM218 217V216H217ZM220 217V216H219ZM160 218V217H159ZM215 218V217H214ZM213 218V219H214ZM131 219V218H130ZM133 219V218H132ZM148 219V218H147ZM154 219V218H153ZM171 219V218H170ZM177 219V218H176ZM198 219V218H197ZM222 219V218H221ZM157 220V219H156ZM155 220V221H156ZM159 220V219H158ZM241 220V219H240ZM22 221V220H21ZM126 222H128L127 220H125ZM146 221V220H145ZM199 221V220H198ZM214 221V220H213ZM221 221V220H220ZM152 222V221H151ZM150 222V223H151ZM73 223H74V221H73ZM132 223V222H131ZM201 223V222H200ZM213 223V222H212ZM211 223V224H212ZM220 223V222H219ZM64 224V223H63ZM133 224H135V222L133 223ZM132 224V225H133ZM149 224V223H148ZM152 224H153V222H152ZM154 224H155V222H154ZM153 224V225H154ZM156 224H158V222L156 223ZM164 224V223H163ZM214 224V223H213ZM68 225V224H67ZM70 225V224H69ZM166 225V224H165ZM216 225V224H215ZM221 225V224H220ZM113 226V225H112ZM137 226V225H136ZM147 226V225H146ZM151 226V225H150ZM157 226V225H156ZM175 226V225H174ZM211 226H213V225H211ZM224 226V225H223ZM232 226V225H231ZM69 227V226H68ZM129 227H130V225H129ZM149 227V226H148ZM159 227V226H158ZM150 228V227H149ZM201 228H203V227H201ZM233 228H235V227H233ZM241 228V227H240ZM248 228H250V227H248ZM65 229V228H64ZM154 229V228H153ZM159 229V228H158ZM164 229V228H163ZM179 229V228H178ZM239 229V228H238ZM247 229V228H246ZM138 230V229H137ZM147 230H149V229H147ZM165 230V229H164ZM177 230V229H176ZM241 230V229H240ZM244 229H242L241 231H243ZM50 231H51V229H50ZM69 231V230H68ZM67 231V232H68ZM70 231H73V230H70ZM114 231H116V230H114ZM157 231L158 230H156V233H157ZM167 231H169L168 229H167ZM204 231H205V229H204ZM226 231V230H225ZM235 231H237V230H235ZM245 231V230H244ZM247 231V230H246ZM79 232V231H78ZM155 232V231H154ZM179 232V231H178ZM192 232V231H191ZM69 233V232H68ZM136 233H138V232H136ZM155 233V234H156ZM197 233V232H196ZM118 234V233H117ZM139 234V233H138ZM159 234V233H158ZM162 234V233H161ZM134 235V234H133ZM157 235V234H156ZM160 235V234H159ZM205 235V234H204ZM151 236V235H150ZM177 236H178V233H177ZM201 236V235H200ZM235 236H236V234H235ZM82 237V236H81ZM80 237V238H81ZM158 237V236H157ZM183 237H184V234H183ZM197 237V236H196ZM210 237V236H209ZM78 238H79V235H78ZM79 238V239H80ZM122 238V237H121ZM165 238H166V236H165ZM208 238V237H207ZM78 239V240H79ZM198 239V238H197ZM210 238H208V240H209ZM215 239H217V238H215ZM91 240V239H90ZM162 240H164V239H162ZM212 240V239H211ZM213 240H214V238H213ZM241 240V239H240ZM52 241V240H51ZM66 241V240H65ZM80 241V240H79ZM88 241V240H87ZM156 241V240H155ZM170 241V240H169ZM181 241V240H180ZM197 241V240H196ZM218 241V240H217ZM66 242H68V241H66ZM184 242V241H183ZM186 242V241H185ZM193 242V241H192ZM219 242V241H218ZM238 242V241H237ZM255 242V241H254ZM257 242V241H256ZM51 243V242H50ZM79 243V242H78ZM125 243V242H124ZM217 243V242H216ZM239 243V242H238ZM80 244V243H79ZM161 244V243H160ZM165 244V243H164ZM186 244V243H185ZM241 243H239V246H241L240 245ZM4 245V244H3ZM2 245V247H4ZM60 245V244H59ZM82 245V244H81ZM184 245V244H183ZM200 245V244H199ZM217 245V244H216ZM231 245V246H230ZM229 245V247H231V249H227V253H228V255H230V257H228V258H230V260H232L231 259V257L233 256L232 254H233V251L235 250V249H237V248H234V247H232V246H235V245H232V244H230ZM237 245V244H236ZM173 246H175V245H173ZM187 246V245H186ZM205 246V245H204ZM214 246V245H213ZM242 246H244V245H242ZM6 247V246H5ZM179 247V246H178ZM199 247V246H198ZM201 247V246H200ZM209 247H211L210 245H209ZM236 247V246H235ZM176 248V247H175ZM180 248H182L183 250H187L186 248L184 249L183 247H180ZM202 248H204V247H202ZM234 248V249H233ZM8 249V248H7ZM51 249V248H50ZM181 249V250H182ZM189 249V248H188ZM199 249H201V248H199ZM12 250V249H11ZM75 250H76V248H75ZM168 250V249H167ZM220 250V249H219ZM222 250V249H221ZM230 250H233V251H230ZM86 251V250H85ZM159 251H161V250H159ZM162 251H163V249H162ZM193 252H194V250H192ZM223 251V250H222ZM228 251H230L231 252V254H230V252H228ZM9 252V251H8ZM188 252H189V250H188ZM235 252V251H234ZM10 253H11V251H10ZM14 253V252H13ZM73 253V252H72ZM77 253V252H76ZM83 253V252H82ZM181 253V252H180ZM183 253H184V251H183ZM187 252H185V254H186ZM15 254V253H14ZM168 254V253H167ZM201 254V253H200ZM52 255H53V252H52ZM224 255H225V253H224ZM90 256V255H89ZM88 256V257H89ZM187 256V255H186ZM64 257V256H63ZM77 257V256H76ZM81 257H83V256H81ZM91 257V256H90ZM89 257V258H90ZM182 257H184V256H182ZM195 257V256H194ZM226 257V256H225ZM179 258V257H178ZM233 258V257H232ZM73 259V258H72ZM86 259V258H85ZM190 259V258H189ZM189 259H187V260H189ZM192 259V258H191ZM197 259V258H196ZM196 259H195V261H196ZM258 259V258H257ZM65 260V259H64ZM67 260V259H66ZM180 260H181V257H180ZM186 260V261H187ZM76 261V260H75ZM245 261V260H244ZM256 261V260H255ZM65 262V261H64ZM66 263V262H65ZM186 263V262H185ZM254 263V262H253ZM260 263V262H259ZM68 264V263H67ZM70 264V263H69ZM79 264V263H78ZM84 264H85V262H84ZM128 264V263H127ZM199 264V263H198ZM204 264V263H203ZM248 264V263H247Z\"/></svg>","mask_w":264,"mask_h":264}]
</instances>
